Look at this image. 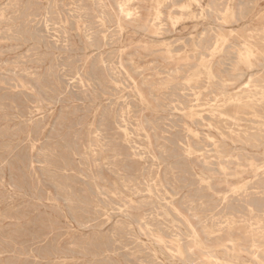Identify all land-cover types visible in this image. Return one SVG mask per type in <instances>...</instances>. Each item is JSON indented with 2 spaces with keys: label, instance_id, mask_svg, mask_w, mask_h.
<instances>
[{
  "label": "rangeland",
  "instance_id": "obj_1",
  "mask_svg": "<svg viewBox=\"0 0 264 264\" xmlns=\"http://www.w3.org/2000/svg\"><path fill=\"white\" fill-rule=\"evenodd\" d=\"M8 1V2H7ZM9 1H10V4H9ZM27 1V2H26ZM50 1L52 0H0V15L3 14V16L1 15L0 16V21L2 20H6V21H2V23L0 22V239H4L0 241V264H81L82 263V259H83V263L82 264H107L108 263V260L111 262V263H108V264H157V262L160 261H163V259L165 258L164 256L161 255L160 257V254H158V259L159 260H156L151 252V245H150V241L148 240V238L146 236H140L141 234L139 233L138 229H137V226H135V221L137 220V214L138 216L140 215H145V220L149 221L148 223L149 224H152V229L155 227L158 226V228H160V230H162V233L164 234V236L167 237V234L169 236V233H170V227H171V224H170V220H165L163 217H160L158 220H155L153 219V217L150 216V213H151V210L152 208H154L156 206V200L154 198L152 199H149V198H145L143 196H140V195H132L130 194L131 191L127 188H124V185H126L127 187H130L132 184H134V182L130 179H134L137 177V174H139L138 172L141 170V168L139 167H142V169L145 171L144 172V176L146 177L148 175V171H151L150 169H152V161H150L149 158H146L144 161H140L139 159H131L130 156H120L118 158H116L115 160H109L111 162V165L107 167V165H103L101 167H99L97 170H95L94 172V178L91 176V175H88V171H87V168H88V163L85 162V161H82L83 159L79 158L78 156L77 157H74L72 156V148L73 149H76L78 148V145H77V139L80 138L81 136H83V132L85 131L84 126L91 122L93 120V115L95 114V119L97 121V124L104 118V116L102 115H105V113H102V112H106V115L105 117H107V115L111 116V122H109L108 124V130H109V133H112L114 132V129L115 127L113 126L112 124V116H115L113 117L114 120L116 121H119V113L121 112L120 109H123L125 108V103H127V100H128V105L130 106L131 108V112H130V116L132 114V118L130 119V124L132 125V127H135L134 125L136 124V120H141L143 121V124L145 125V128L147 129L148 133L150 134L151 138L153 141L156 142V137L158 138V141L161 142V145L163 147V151L164 152H159V150L156 148V152H157V155L156 157L158 159H160V157H158L159 155H163L161 156V159L163 160H160V165H159V168H160V171L164 170L167 166V169L168 170H164V172H162V177H163V180L164 179H169V181H172V176H174V187H177L174 188L173 190L171 188H168L170 186H166L167 187V190L168 192L170 193L171 196L174 197V199L176 201H178V208L179 210L183 211L184 213H186L185 211V206L182 207L183 203L185 202L186 204L188 203L187 201H192L193 202V205H194V208L196 209L195 212L197 214H200L199 213V207H200V204L203 203L205 206H214V205H217L218 204V198L216 195V193L220 192L221 190L224 189V186L222 184H219L220 182H215V185L214 187H212V191L211 193H208L210 191H206L203 187L201 188L200 186H198V181H197V177H195L193 175V171L191 170V174H190V169H186V170H181V168L179 167L180 164L182 163H185V164H188V166H192V165H195L194 169L195 171H199L198 167L200 166H197L198 164H195V163H186L183 156H182V152L180 150V148L178 147V144H176L177 140L180 139V135H181V138L182 136L184 135V130L182 128V121H181V118L179 117V114L174 112L172 110V105H174L176 99L178 102L180 103H183L184 105H186L188 103V99H190V95H191V92L189 91V88L190 86L193 87V86H197L199 87L200 84H196L194 85V83H191V85H186V82L191 76H193V74L196 73L197 71V65H198V58H196L195 55H193L195 53V51L192 49L193 46L197 45V43H199L200 41H202L201 39H203V44H205L207 42L208 45L210 44H213L211 42H215L214 39L217 38V36L220 35L223 36L225 39H226V44H225V47L223 49V52L224 53H221L220 55H218L213 63H214V66H215V69L216 71H218L220 73L221 76H224V77H227L228 75V72H229V68H230V65L235 61H236V52L237 50H239L241 47H242V44L246 41L248 43H253L252 45H258L259 49L261 50H264V0H244V2L241 0H215V1H212V0H180L181 2H178L179 0H170L169 3H167L164 7V9L162 8L161 9V13H162V16H161V22H162V25L161 26V30H160V34L159 35H154L152 36V34H150L148 31H144L142 29V25L146 24L149 22V24L151 23L149 21V19H151V15H152V8H153V4L151 2V0H140V2H136L135 0H130V2H127L128 0H126V3H125V0H115L117 2H115L114 0H53V2H51L50 4ZM76 1V2H75ZM88 1V2H87ZM121 2L122 5H124L123 7L125 9H133L134 7H138V16L140 17V20L136 23H132L130 24L129 22H125L126 24H123V28L121 30V32H119L116 28V24H115V21H116V17H117V13H118V8L117 5L119 2ZM142 1L144 3H142ZM220 1V2H219ZM14 2V3H13ZM19 4H17V3ZM26 5H25V3ZM29 2V3H28ZM31 2V3H30ZM33 2V3H32ZM40 2V3H39ZM61 2V3H59ZM81 3L80 4H78ZM89 2H90V5H89ZM195 2V3H194ZM197 2V3H196ZM211 4H209V3ZM228 2V3H226ZM241 4H240V3ZM251 6H249L250 4ZM6 3V4H4ZM38 3V4H37ZM72 3V4H71ZM83 3H86V4H83ZM100 3V4H99ZM215 4L213 6V4ZM218 3V5H217ZM231 3V4H230ZM246 3L245 5H242ZM2 4V5H1ZM9 4V5H8ZM12 4V6H11ZM22 4V5H21ZM30 4V5H29ZM56 4V5H55ZM62 4V5H61ZM88 4V5H87ZM96 4V5H95ZM104 4V5H103ZM115 4V5H114ZM117 4V5H116ZM126 4L128 6H126ZM199 4H201L199 6ZM238 4V5H237ZM6 7H5V6ZM21 5V6H20ZM42 5V6H41ZM48 5V6H47ZM50 5V6H49ZM54 5V6H53ZM68 5V6H66ZM84 5V6H83ZM87 5V6H86ZM111 7H109V6ZM168 5V6H167ZM170 5V6H169ZM181 5V6H179ZM209 5V6H208ZM223 5V6H222ZM225 5L227 6V8L229 7V9L232 11L231 13L234 15L233 16V19H231L230 17H227V18H223L221 17L220 19V15L222 16L223 15V12L224 10H226V7ZM255 5V8L254 6ZM4 6V7H3ZM11 6V8H10ZM24 6V7H23ZM64 8H62V7ZM66 6V7H65ZM90 6V7H89ZM96 6V8H95ZM97 6H100V7H97ZM150 6V7H149ZM190 6V8H189ZM198 6V8L196 7ZM242 6V7H241ZM9 7V8H8ZM15 7V8H14ZM34 7V8H33ZM51 7V8H49ZM54 7V8H53ZM103 7V8H102ZM128 7V8H127ZM146 7V9H143V8ZM168 7V8H167ZM176 7V8H175ZM8 8V9H7ZM13 8V9H12ZM74 8V9H73ZM82 8V9H81ZM84 8V9H83ZM93 8V9H92ZM100 8V9H99ZM141 8V9H140ZM172 8V9H171ZM186 8V9H185ZM189 10H188V9ZM213 8V9H212ZM215 8V9H214ZM222 8V9H220ZM241 8V9H240ZM244 8V9H243ZM10 9V10H9ZM16 9V10H15ZM21 9V10H20ZM31 9V10H30ZM97 9V10H96ZM103 9H106L108 10L106 13L105 11L106 10H103ZM148 9V10H147ZM150 9V10H149ZM177 9V11H176ZM185 9V10H184ZM206 9V10H205ZM209 9V10H208ZM240 9V10H239ZM243 9V10H242ZM3 10V11H2ZM8 10V11H7ZM14 10V11H13ZM47 10V12H46ZM54 10V11H53ZM60 10H61V13H60ZM64 10V11H63ZM72 10V11H71ZM100 10H103L101 12H103L105 15H103V13L100 12ZM112 10V11H111ZM184 10V11H183ZM29 11V12H28ZM40 13H39V12ZM57 11V13H56ZM67 11V12H66ZM84 13H83V12ZM87 11V13H85ZM175 11V12H174ZM179 11V12H178ZM187 11V12H186ZM203 11V12H202ZM211 11V12H210ZM239 11V12H237ZM251 11V13H250ZM14 12V13H13ZM38 12V14L36 13ZM53 12V13H52ZM66 12V13H65ZM74 12V13H73ZM78 12V13H77ZM82 12V13H80ZM89 12V13H88ZM92 12V13H91ZM165 12V13H164ZM184 12V13H183ZM205 12V13H204ZM214 12V14H213ZM238 13V14H235V13ZM245 12V13H244ZM19 13V14H18ZM22 13V15H21ZM26 13V14H24ZM31 13V14H30ZM52 15H51V14ZM72 13V14H70ZM100 13V14H99ZM109 13V14H107ZM197 13H200L199 15ZM211 13L213 15H211ZM218 15H217V14ZM220 13V14H219ZM240 13V14H239ZM244 13V14H243ZM14 14V15H13ZM38 15L37 17L35 16ZM41 14V15H40ZM44 14V15H43ZM50 14V15H49ZM60 15V18H59V15ZM79 14V16H78ZM90 14H95V16L93 15H90ZM182 14V15H181ZM216 14V15H215ZM10 15L12 16V19L10 17ZM15 15L17 17V19H15ZM26 15V16H25ZM31 15V16H30ZM82 15V16H80ZM88 17H87V16ZM112 15V17H111ZM165 15V17H164ZM190 17H189V16ZM195 15V16H194ZM206 15V16H204ZM211 15V16H209ZM19 16H23V17H19ZM55 16V17H53ZM58 18H57V17ZM63 16V17H62ZM98 16V17H96ZM116 16V17H115ZM172 17L173 19H175L173 22H171L169 20V17ZM193 16V17H191ZM197 16V17H196ZM202 16V17H201ZM209 16V18H208ZM218 16V17H217ZM239 18H238V17ZM244 16V17H243ZM27 17V18H26ZM29 17V18H28ZM49 17V18H48ZM53 17V18H52ZM69 17V18H67ZM76 17V18H75ZM92 17V18H91ZM102 17V18H101ZM163 17V18H162ZM175 17V18H174ZM46 22H44V20ZM48 18V19H47ZM71 18V19H70ZM86 18V19H85ZM90 18V19H89ZM143 18V19H142ZM145 18V19H144ZM168 18V19H166ZM190 18V19H188ZM200 18V19H199ZM216 18V19H214ZM243 20H242V19ZM27 19H32L31 21L30 20H27ZM41 19L43 21H41ZM57 19V20H55ZM79 19V20H78ZM80 19L82 21H80ZM85 19V20H84ZM96 19V20H95ZM98 19V20H97ZM103 19V25L100 23L99 20ZM111 21H110V20ZM164 19V21H162ZM179 19V20H177ZM195 19V20H194ZM199 19V20H198ZM214 19V20H213ZM219 19V20H218ZM9 20V21H8ZM13 20H16L15 23L14 22H11ZM21 20L23 22H21ZM34 20V21H33ZM51 20V21H50ZM61 20V21H60ZM64 20V21H63ZM66 20V21H65ZM70 20V21H69ZM85 22H84V21ZM115 20V21H114ZM203 22H202V21ZM213 20V22H212ZM222 21V23L220 24L219 21ZM226 20H228L226 22ZM237 20V21H236ZM239 20V21H238ZM27 21V22H26ZM40 21V22H39ZM56 21H59L58 23ZM78 21V22H76ZM90 21V22H89ZM94 21V22H93ZM109 21V22H108ZM146 21V22H145ZM148 21V22H147ZM201 21V22H200ZM215 21V22H214ZM231 21V22H230ZM5 22V23H3ZM29 24L26 25L23 28L24 24ZM51 22V23H50ZM53 22V23H52ZM97 22V23H96ZM112 22L114 24H112ZM170 22H171V26H170ZM235 22V24H234ZM237 22V23H236ZM8 23V25H6ZM43 23V24H42ZM49 23V24H48ZM63 25H61V24ZM65 23V25H64ZM72 23V24H71ZM79 25L78 27H75L77 26L76 25ZM82 23V24H81ZM86 23V24H85ZM92 23V24H91ZM107 23V24H106ZM166 23V24H165ZM176 23V24H175ZM214 23V24H212ZM217 23V24H215ZM231 23V24H230ZM13 26H12V25ZM23 26H22V25ZM31 24V25H30ZM34 24V25H33ZM36 24V25H35ZM41 25L42 28H40L39 26ZM48 24V25H46ZM61 26H60V25ZM75 24V25H74ZM90 24V25H89ZM110 24V25H109ZM141 24V25H140ZM149 24H147V26H149ZM227 24V25H226ZM16 25V26H15ZM33 25V26H32ZM50 25V26H49ZM52 25V26H51ZM67 25V26H66ZM71 25V26H70ZM73 25V26H72ZM84 25V26H83ZM88 25V27L86 26ZM92 25L94 26V28L92 27ZM98 28H97V26ZM102 25V26H100ZM9 26V27H8ZM12 26V27H11ZM16 28H15V27ZM19 26V27H18ZM22 26V27H21ZM35 26V27H34ZM54 26V27H53ZM55 26H59V27H55ZM104 28H101L103 27ZM110 26V27H109ZM168 26V27H167ZM174 26V27H173ZM14 27V28H13ZM71 27V28H70ZM72 27H74V29H72ZM82 27V28H81ZM87 27V28H86ZM96 27V28H95ZM115 27V28H114ZM198 27V28H197ZM208 27V28H207ZM211 27V28H210ZM215 27V28H214ZM244 27V28H243ZM3 28V29H2ZM9 28V29H8ZM18 28V29H17ZM27 28V29H26ZM36 28V29H35ZM47 28L49 30H47ZM52 28V29H51ZM65 28V29H64ZM102 30H100V29ZM107 28V29H106ZM136 28V29H135ZM163 28V29H162ZM168 28V29H167ZM206 28V29H205ZM210 28V29H209ZM221 28V29H220ZM7 29V31L5 30ZM17 29V30H16ZM35 29V30H34ZM56 29V30H55ZM72 29V30H71ZM87 29V30H86ZM97 29V32L95 31ZM112 29V31H110ZM141 31H139V30ZM192 29V30H191ZM204 29V31H202ZM207 29H209V32L206 31ZM213 29H217L218 31H215ZM249 29V30H248ZM257 29V30H255ZM2 30V31H1ZM5 30V31H4ZM12 30V31H11ZM14 30V31H13ZM34 30V31H33ZM43 30V31H42ZM47 30V31H46ZM65 30L67 32H65ZM78 30V31H77ZM100 30V31H99ZM106 30V31H105ZM116 30V31H115ZM163 30V31H162ZM168 30V31H166ZM245 30V31H243ZM9 31V32H8ZM18 31V33H16ZM28 31H29V34H28ZM38 31V32H37ZM41 31V32H40ZM46 31V32H45ZM72 31V32H71ZM75 31V32H74ZM81 31H84V36L82 37V32ZM95 31V32H94ZM108 31V32H107ZM118 31V32H117ZM144 31V32H143ZM171 31V32H170ZM174 31V33H173ZM202 31V32H201ZM212 31V32H211ZM257 31V32H256ZM5 32V33H4ZM15 32V33H14ZM31 32V33H30ZM60 32V33H59ZM74 32V34H73ZM91 32V33H90ZM109 32H113V33H109ZM116 32V33H115ZM148 34H147V33ZM202 34H201V33ZM207 32V33H205ZM211 32V33H210ZM218 32V33H216ZM230 32V33H229ZM247 32V33H246ZM262 32V33H261ZM21 33V34H20ZM33 33V34H32ZM47 33V35H46ZM70 33V35H69ZM97 33V34H96ZM100 33V34H99ZM109 33V34H108ZM115 33V34H114ZM120 33V34H119ZM163 33V34H162ZM205 35V37H202ZM233 35L234 38H231V36H229V34ZM252 35H251V34ZM259 33V34H258ZM261 33V35H260ZM19 34V35H18ZM25 34V35H23ZM36 34V35H35ZM38 34H42V35H38ZM52 34V35H51ZM103 34V35H101ZM167 34V35H166ZM200 36H199V35ZM210 34V35H209ZM219 34V35H218ZM255 34V35H254ZM4 35V37H3ZM8 35V36H7ZM10 35V36H9ZM32 35V36H31ZM44 35V36H43ZM50 35V36H49ZM63 35V36H62ZM77 35V37H76ZM93 35V36H92ZM96 35L97 39L94 37ZM98 35V36H97ZM108 35V36H107ZM113 35V36H112ZM118 35V36H117ZM151 35V36H150ZM161 35V37H160ZM166 35V36H165ZM217 35V36H216ZM237 35V36H236ZM7 36V37H5ZM14 36V37H13ZM20 38L19 41L17 40L18 37ZM21 36V37H20ZM47 38H46V37ZM59 36V37H58ZM61 36V37H60ZM66 36V37H65ZM69 36V37H68ZM101 36V37H100ZM106 36V37H105ZM120 36V38H119ZM188 36V37H187ZM214 36V38H213ZM216 36V38H215ZM232 36V37H233ZM248 39H246V37ZM249 36V37H248ZM255 36V38H254ZM261 36V37H259ZM9 37V38H8ZM13 37V38H11ZM32 37V38H31ZM42 37L44 39L43 43L42 42ZM59 39H58V38ZM65 37V38H64ZM89 37V39H88ZM113 37V38H112ZM117 38L115 40V38ZM260 41L259 40V38ZM5 38V39H4ZM8 38V39H7ZM22 38V39H21ZM29 38V39H28ZM34 38V39H33ZM38 38V40H37ZM48 40L46 41L45 40ZM49 38V39H48ZM54 38V39H53ZM63 38V39H61ZM79 38V40H77ZM84 38H87V39H84ZM105 38V40L103 39ZM112 38V39H111ZM143 38V39H142ZM179 38V39H178ZM183 38V39H182ZM187 44L185 43L187 40ZM201 38V39H200ZM209 38V39H208ZM211 38V39H210ZM236 38V39H235ZM240 40H239V39ZM257 38V39H256ZM9 39H13L9 41ZM25 39V40H24ZM56 39V40H55ZM92 39V40H91ZM99 39V40H98ZM109 41H108V40ZM173 39V40H172ZM176 39V40H175ZM199 39V40H198ZM208 39V40H206ZM252 39V40H251ZM21 40V41H20ZM30 42H29V41ZM33 40V41H32ZM55 40V41H54ZM58 40V41H57ZM87 40V42L85 41ZM95 40V41H94ZM98 40V41H97ZM104 40V41H103ZM114 40V41H113ZM150 40V41H149ZM198 40V42H197ZM242 40V41H241ZM244 40V41H243ZM25 41V42H23ZM36 41V42H35ZM53 41V42H52ZM63 43H62V42ZM65 41V42H64ZM85 41V42H84ZM92 41V43H90ZM103 41V42H102ZM116 41V42H115ZM152 41V42H151ZM157 41V42H156ZM171 41V42H170ZM183 42V44L181 45V43ZM185 41V42H184ZM234 41H238V42H234ZM251 41V42H250ZM254 41V42H253ZM5 42H7L5 44ZM38 42V43H37ZM70 43L71 45H68V43ZM82 42V43H81ZM109 42V43H108ZM164 42V44H162ZM168 42V43H167ZM174 42V43H173ZM194 42V43H193ZM257 42V43H256ZM11 43V44H10ZM20 43V44H19ZM51 43V44H50ZM53 43V44H52ZM59 43V44H58ZM62 43V44H61ZM76 44V46L74 44ZM88 43V44H87ZM96 43V44H94ZM108 43V44H106ZM173 43V44H172ZM256 43V44H254ZM25 44V46H23ZM38 44V45H37ZM49 44V45H47ZM58 44V45H57ZM91 44V45H90ZM102 44V45H101ZM105 44V45H104ZM176 44V45H175ZM178 44V45H177ZM231 44V45H230ZM240 44V45H239ZM263 44V46H262ZM36 47L37 50H34L36 48L33 47ZM62 45V47H60ZM66 45V46H64ZM74 45V47H73ZM84 45V46H83ZM89 45V47H88ZM137 45V46H136ZM143 45V46H142ZM164 45V46H163ZM175 45V47H174ZM193 45V46H192ZM233 45V46H232ZM15 46V47H14ZM23 46V47H21ZM40 46V47H39ZM50 46V47H49ZM55 46V47H54ZM59 46V47H58ZM64 46V47H63ZM69 46V47H68ZM84 47V48H81V47ZM110 46V47H109ZM139 46V47H138ZM10 47V48H9ZM14 47V48H13ZM20 47V48H19ZM34 48L32 50V48ZM53 47V48H52ZM71 47V48H70ZM77 47V48H76ZM81 50H80V48ZM98 47H101V48H98ZM106 47V48H105ZM160 47V49H159ZM169 47V48H168ZM181 47V48H180ZM183 47V48H182ZM257 47V46H256ZM2 48V49H1ZM13 48V49H12ZM18 48V49H17ZM46 48V49H44ZM57 50H56V49ZM67 48V50L65 49ZM91 48V49H90ZM98 48V49H97ZM163 48V49H162ZM166 48V50H165ZM226 48V50H225ZM229 48V49H228ZM232 48V49H231ZM5 49V50H4ZM7 49V50H6ZM12 49V50H11ZM16 49V51H15ZM41 49V50H39ZM59 49V50H58ZM61 49V50H60ZM64 49V51H63ZM69 49V50H68ZM73 49V50H72ZM100 49V50H99ZM114 49V50H113ZM152 49V51H151ZM154 49V50H153ZM159 49V51L157 50ZM173 49V50H171ZM184 49V50H183ZM188 49V50H187ZM11 50V51H9ZM25 50V51H24ZM30 50V51H28ZM39 50V51H38ZM44 50V51H43ZM73 52H72V51ZM99 50V51H98ZM135 50V51H133ZM225 50V51H224ZM236 50V51H235ZM3 51V52H2ZM5 51V52H4ZM8 51V52H7ZM15 51V52H14ZM32 51V52H31ZM51 51V52H50ZM72 53H71V52ZM83 51V52H82ZM112 51H115V52H112ZM152 53H151V52ZM185 51V52H184ZM190 51V52H189ZM227 51V52H226ZM31 52V53H30ZM38 54H37V53ZM47 52V54H45ZM96 52V53H95ZM117 52V53H116ZM170 52V53H169ZM229 52V53H228ZM43 53V54H42ZM52 55H51V54ZM66 53V54H65ZM95 53V54H94ZM104 53V54H103ZM116 53V54H114ZM147 53V54H146ZM175 53V54H174ZM182 53V55H181ZM185 53V54H183ZM226 53V54H225ZM3 54V55H2ZM19 54V55H18ZM31 55V56H28V55ZM33 54V55H32ZM70 54V56L68 55ZM100 54V55H99ZM108 54V55H107ZM120 54V55H119ZM135 54V55H134ZM149 54V55H148ZM179 54V55H178ZM187 54V56H185ZM229 54V55H227ZM40 55V57H39ZM44 55V56H43ZM50 55V56H49ZM57 55V56H56ZM61 55V56H60ZM66 55V56H65ZM77 55V56H76ZM91 55V56H90ZM97 55V56H96ZM109 55H112L109 56ZM116 55V56H114ZM119 55V56H118ZM122 55V56H121ZM126 55V57L124 56ZM169 55H172L171 57H169ZM227 55V56H226ZM231 55V56H230ZM8 56V57H7ZM21 56V58H20ZM24 56V58H23ZM48 56V58H47ZM95 56V58H94ZM101 58H99V57ZM103 56H104V59H103ZM108 56V57H107ZM139 56V57H138ZM159 56V57H158ZM167 56V57H166ZM192 56V57H191ZM230 56V58L228 57ZM43 57L45 58L43 60ZM60 57V58H59ZM65 57V58H64ZM70 57V58H68ZM76 57V58H74ZM80 59H79V58ZM93 59V60H90L89 59ZM107 57V58H106ZM114 57V58H113ZM134 57V58H133ZM158 57V58H157ZM186 57V58H185ZM228 57V58H227ZM234 57V59H232ZM34 58V59H33ZM35 58H38V59H35ZM41 58V59H40ZM51 58V59H50ZM68 58V60H67ZM74 58V60H73ZM87 58V59H86ZM97 58H99L97 60ZM112 58V59H111ZM118 58H119V61L121 60V63L123 64L122 65V68H123V71H122V68L120 67L119 68V61H118ZM122 58V59H121ZM127 58V59H126ZM133 58V59H131ZM143 58V59H142ZM157 60H156V59ZM164 61H163V59ZM167 58V59H166ZM224 58V59H223ZM226 58V59H225ZM16 59V60H15ZM26 59V60H25ZM54 59V60H53ZM65 59V60H64ZM72 59V60H71ZM77 59V61H76ZM95 59V60H94ZM102 59V60H101ZM111 61H110V60ZM135 59V60H134ZM141 61H140V60ZM220 59V60H219ZM228 59V60H227ZM11 60H13L11 62ZM18 60V62H17ZM24 60L26 61L25 64L23 63ZM27 60H30V61H27ZM31 60H34V61H31ZM51 60L53 61L51 63ZM57 60V61H56ZM62 60V61H61ZM82 60V61H81ZM106 60V61H105ZM108 60V61H107ZM117 62H116V61ZM129 60V61H128ZM21 61V62H19ZM35 61H37V63H34ZM50 61V62H48ZM66 63H65V62ZM71 61L73 63H71ZM81 61V62H79ZM91 61V62H90ZM96 61H99V62H96ZM101 61H102V64H101ZM134 61V62H133ZM138 61V62H137ZM152 61V62H151ZM170 61V62H168ZM173 61V62H172ZM175 61V62H174ZM219 63H217V62ZM222 61V62H221ZM8 62V63H6ZM17 62V63H16ZM30 62V63H29ZM41 62V63H40ZM44 62V63H43ZM55 62V64H53ZM61 62V63H60ZM70 62V63H69ZM112 62V63H111ZM115 62V63H114ZM124 62V63H123ZM132 62V63H131ZM136 62V63H135ZM140 62V63H139ZM171 62L173 64H171ZM231 62V63H230ZM4 63V64H3ZM6 63V64H5ZM13 63V64H12ZM16 63V64H15ZM58 63V64H56ZM64 63V64H63ZM81 63V64H79ZM84 63V64H83ZM97 63V64H96ZM126 63V64H125ZM128 63H129V66H128ZM155 65H153V64ZM169 63V64H168ZM193 66H189L190 64ZM195 63V64H194ZM227 63V65H226ZM23 64V65H22ZM42 64V65H41ZM89 64H91L89 66ZM94 64L95 67L93 66ZM100 64V65H99ZM109 64V66H108ZM132 66H131V65ZM135 64V65H134ZM148 64V65H147ZM149 64H150V67H149ZM162 64V65H161ZM183 66H181V65ZM185 64V65H184ZM11 67H10V66ZM57 65V68H54V66ZM59 65V67H58ZM61 65V66H60ZM80 65V66H79ZM99 65V66H98ZM102 65V66H101ZM107 67H105V66ZM137 65V67H136ZM152 65V66H151ZM196 65V66H195ZM221 65V66H220ZM37 66V67H35ZM51 66V67H50ZM66 66V67H65ZM68 66V67H67ZM73 66V67H72ZM85 66V67H83ZM92 66V67H91ZM155 66V67H154ZM161 66V68H160ZM187 66V68H186ZM19 67V68H18ZM24 67V68H22ZM32 67V68H30ZM39 67V68H38ZM48 67V68H47ZM50 67V68H49ZM64 67V68H63ZM81 68L82 70V73L83 75L85 76V84H83L82 86L83 87H80L81 85L76 83L73 79V75H74V70H76L75 68ZM94 67V69H93ZM101 67H102V70H101ZM144 67V68H143ZM157 67V68H156ZM180 67V68H179ZM182 67V68H181ZM190 67V69H189ZM223 67H225L223 69ZM14 68V69H13ZM70 68V69H69ZM84 68V69H83ZM104 68V70H103ZM132 68V69H130ZM138 68V69H137ZM150 68V69H148ZM155 68V69H154ZM170 68V69H169ZM172 68V69H171ZM175 68V69H174ZM226 68L228 70H226ZM49 71H48V70ZM57 71H56V70ZM69 69V70H68ZM92 69V70H91ZM111 69V70H110ZM113 69V70H112ZM118 69V71L116 70ZM120 69V70H119ZM137 69V70H135ZM143 69H144V73H143ZM158 69V70H157ZM161 69V71L159 70ZM163 69V70H162ZM189 71H194V72H188ZM14 70V71H12ZM31 70V71H30ZM38 70V71H37ZM44 70V72H43ZM60 70V71H59ZM62 70V71H61ZM73 70V71H71ZM89 72H87V71ZM116 70V72H115ZM132 70V71H130ZM135 70V71H134ZM157 70V71H156ZM165 70V71H164ZM173 70V71H172ZM176 70L178 72H176ZM11 71V72H10ZM16 71V72H15ZM26 73H25V72ZM29 71V73H28ZM46 71V72H45ZM48 71V72H47ZM53 71V72H52ZM59 71V72H58ZM67 71V72H66ZM92 71V72H91ZM96 73H95V72ZM111 72V73H108V72ZM141 71V72H140ZM187 71V72H185ZM3 72V73H2ZM9 72V74H8ZM14 72V73H13ZM21 72V73H20ZM36 72V73H35ZM50 72V73H49ZM61 72V73H60ZM70 72V73H69ZM87 72V73H86ZM91 72V73H90ZM102 72V74H101ZM125 72V73H124ZM138 72V73H137ZM166 72V73H165ZM173 72V73H171ZM225 72V73H224ZM227 72V73H226ZM12 73V74H11ZM24 73V74H23ZM28 73V74H27ZM35 75H34V74ZM47 73V75H46ZM55 73V74H54ZM63 73V74H62ZM65 73V74H64ZM90 73V74H89ZM93 73V74H92ZM96 75H95V74ZM119 73V74H118ZM127 73V75H126ZM136 73L137 74V77H136ZM141 73V74H140ZM165 73V74H164ZM174 73H178L177 75L174 74ZM193 73V74H192ZM26 74V75H25ZM54 74V75H53ZM112 74V75H111ZM116 74V75H115ZM125 74V75H124ZM140 74V75H139ZM173 74V75H172ZM182 74V75H181ZM187 74V75H185ZM33 77H32V76ZM37 75V76H36ZM62 75V76H61ZM70 75V76H68ZM89 75V76H88ZM94 77H92V76ZM101 75V76H100ZM120 75V76H119ZM135 75V76H134ZM189 75V76H188ZM13 76V77H12ZM20 76V77H19ZM23 76V78H22ZM28 76V78H27ZM31 76V77H29ZM45 76V77H44ZM47 76V78H46ZM52 76V77H51ZM55 76V78H54ZM60 76V77H59ZM72 76V77H71ZM96 76V77H95ZM107 76H108V79H107ZM112 76V77H111ZM115 76V77H113ZM117 76V77H116ZM128 76V77H127ZM142 78H141V77ZM173 76V77H172ZM185 76V77H184ZM2 77V78H1ZM5 77V79L3 78ZM26 77V78H25ZM50 77V78H48ZM89 77V78H88ZM93 78V79H90ZM111 77V78H110ZM124 77V78H123ZM140 77V78H139ZM147 77V79H146ZM150 77V78H149ZM159 77V78H157ZM175 77V78H174ZM245 77V76H244ZM249 76L245 78H242L239 80V83H238V86L239 84L243 83L244 81H246L248 79ZM34 78V79H33ZM36 78V80H35ZM45 78V79H44ZM58 78V79H56ZM61 78V79H60ZM115 78V79H114ZM118 78V79H117ZM126 78V79H125ZM130 78V80H129ZM145 78V79H143ZM162 80H161V79ZM8 79V80H7ZM14 79H17L14 80ZM47 79V80H46ZM49 79V81H48ZM60 79V80H59ZM69 79V80H68ZM89 79V80H88ZM98 79V80H97ZM120 79V80H119ZM121 79L123 81H121ZM141 79V80H140ZM165 79V80H164ZM166 79H170L168 81H166ZM5 80V81H4ZM11 80V81H10ZM43 80V82L41 81ZM58 80V81H57ZM65 82H64V81ZM93 82H92V81ZM96 80V81H95ZM116 80V81H115ZM131 80H134L136 82V84L138 85V87L142 90L143 94L147 97V101L148 103L146 105H141L140 102L138 101L137 97L134 95L133 93V85ZM172 80V81H171ZM175 80V81H174ZM8 81V82H7ZM19 81V82H18ZM144 81V82H143ZM164 81H166L164 83ZM184 81V82H183ZM13 82V83H11ZM34 82V83H33ZM39 83V86L37 83ZM53 82V83H52ZM67 82V83H66ZM87 82V83H86ZM111 82V84H110ZM123 82V83H122ZM131 84H130V83ZM152 82V83H150ZM156 82V83H154ZM159 84H158V83ZM170 82V84H169ZM179 82V83H177ZM181 82V83H180ZM9 83V84H7ZM15 83V85H14ZM18 83H20L18 85ZM49 83H52V84H49ZM59 83V85H58ZM64 83V84H63ZM69 83V85H67ZM73 83V84H72ZM99 83V84H98ZM126 83L128 85H126ZM141 83H144V84H141ZM173 83L175 85H173ZM17 84V85H16ZM26 84V85H25ZM36 86L35 88L33 87V85ZM36 84V85H35ZM47 84V85H46ZM78 84V86L76 85ZM89 85V87L86 86ZM91 84V85H90ZM94 84V85H93ZM120 84L122 85V87L120 86ZM141 84V85H140ZM148 84V85H147ZM151 84V86H150ZM156 84V85H155ZM163 84V85H162ZM179 84V85H178ZM182 84V85H181ZM184 84V85H183ZM21 85L24 86L21 88ZM56 85V87H54ZM63 85V86H62ZM80 85V86H79ZM101 85V86H100ZM113 87H112V86ZM115 85V86H114ZM158 85V86H157ZM164 85H166L164 87ZM169 85V86H168ZM13 86V87H12ZM20 86V87H19ZM30 86V87H29ZM50 86V88H49ZM73 86V87H71ZM86 86V87H85ZM108 86V87H107ZM129 86V87H127ZM145 88H144V87ZM150 86V87H149ZM175 86V87H174ZM185 86V87H184ZM186 86H187V89H186ZM4 87V88H3ZM44 87L47 89H44ZM58 87V89H56ZM65 87V88H64ZM69 87V88H68ZM76 87V88H75ZM94 87V88H93ZM101 87V88H100ZM104 87V89H102ZM112 87V88H111ZM118 89H117V88ZM121 89H120V88ZM173 87L175 89H173ZM177 87V89H176ZM179 87V88H178ZM181 87V88H180ZM6 88V89H5ZM9 88V89H8ZM11 88V89H10ZM52 88V90H56L52 92V90H50ZM83 88V89H81ZM106 88V89H105ZM114 88H116L114 90ZM152 88V89H151ZM154 88V89H153ZM158 90H157V89ZM162 88V89H160ZM172 88V89H170ZM42 89V90H41ZM68 89V90H67ZM77 89V90H75ZM86 91H85V90ZM97 91H96V90ZM103 91H102V90ZM110 91H109V90ZM150 89V90H149ZM166 89V90H165ZM180 89V90H179ZM184 89V90H183ZM186 89V90H185ZM19 90V91H18ZM27 90V91H25ZM41 90V91H40ZM46 90V91H45ZM60 90V91H58ZM66 90V92H65ZM69 90L71 92H69ZM82 92H81V91ZM95 90V91H94ZM113 90V91H112ZM120 90V92H119ZM146 90H148L149 92H147ZM153 90V93H151ZM197 90V89H196ZM9 91H11L12 94L9 93ZM38 91V92H37ZM45 93H43V92ZM48 91V92H47ZM77 91V92H76ZM84 91V92H83ZM94 91V92H93ZM154 91H157V92H154ZM160 91V92H159ZM173 92L172 94L170 93ZM237 91L236 90H231V92L235 93ZM7 94H6V93ZM27 94H26V93ZM57 92V93H56ZM68 92V93H67ZM81 94H79V93ZM88 92V93H87ZM97 92V93H96ZM105 92V93H103ZM132 92V93H131ZM179 92V93H178ZM190 92V93H189ZM230 92V93H231ZM1 93H3L1 95ZM14 93V95H13ZM18 95H17V94ZM32 93V95H31ZM40 93V95H38ZM90 93V95H89ZM94 93V94H93ZM101 93V94H100ZM155 93V94H154ZM157 93V95H156ZM185 93V94H184ZM232 93V94H233ZM22 94V96H21ZM26 94V95H24ZM30 95V98L29 96L27 97V95ZM56 97L54 98L53 96ZM59 94V95H58ZM63 94V96H62ZM72 94H75V95H72ZM79 94V96H78ZM96 94H97V97H96ZM100 94V95H99ZM111 94V96H110ZM114 94V95H113ZM117 94V95H116ZM129 94V95H127ZM151 94V95H150ZM160 94V95H159ZM171 94V95H169ZM184 96H183V95ZM187 94V95H186ZM189 94V96H188ZM7 95V96H6ZM46 97H45V96ZM67 95V96H66ZM71 95V96H70ZM81 95V96H80ZM85 95V96H84ZM162 95V96H161ZM182 95V96H181ZM4 96V97H3ZM13 96V98L11 97ZM19 96V97H18ZM27 98H26V97ZM42 96V98H41ZM44 96V97H43ZM49 96V97H48ZM76 96V97H75ZM99 96V97H98ZM104 96V97H102ZM132 96V97H131ZM135 96V97H134ZM152 96V97H150ZM165 96L168 98H165ZM171 96V97H170ZM174 96V97H173ZM186 96V97H185ZM2 97V98H1ZM49 99H48V98ZM51 97V98H50ZM65 97V98H64ZM67 97V98H66ZM73 97V98H72ZM96 97V98H95ZM164 97V98H163ZM5 98V99H3ZM12 98V99H11ZM18 98V99H17ZM21 98V99H19ZM54 98V99H53ZM59 100H58V99ZM79 98V99H78ZM88 98V99H86ZM158 98V99H156ZM182 98V99H181ZM10 99V100H9ZM14 99V100H13ZM16 99V100H15ZM62 101H61V100ZM65 99V100H64ZM68 99V100H67ZM78 99V100H76ZM113 99V101H112ZM123 99V100H122ZM126 99V101H125ZM137 100V103H135ZM167 101H166V100ZM181 99V100H180ZM187 99V100H186ZM9 100V101H8ZM19 100V103L16 102ZM37 100V101H35ZM48 100V101H47ZM63 100H64V103H63ZM71 100V101H70ZM111 100V102H110ZM133 100V101H132ZM154 100H160L162 101L163 103H160V101H157L156 104H155V101ZM169 100V101H168ZM180 100V101H179ZM12 101V102H11ZM14 101V102H13ZM44 101V102H43ZM50 101V102H49ZM55 101V103H54ZM76 101V102H75ZM78 101V102H77ZM85 101V102H84ZM108 101V102H107ZM125 103H124V102ZM182 101V102H181ZM186 101V102H185ZM5 102V103H4ZM10 102V103H9ZM16 102V103H15ZM104 102V103H103ZM107 102V103H106ZM133 102V103H131ZM159 102V103H158ZM172 104H170V103ZM4 103V105H3ZM7 103V104H6ZM9 103V104H8ZM22 103V104H21ZM28 104V106L30 107H26ZM45 103V104H44ZM57 103V104H56ZM90 103V104H89ZM95 103V104H94ZM105 105H103V104ZM110 105H109V104ZM113 103V104H112ZM117 103H120L117 105ZM6 104V105H5ZM26 106H25V105ZM38 105L41 106V109H42V112L36 114L35 113V117L33 119H31L32 122H35L37 124V126H34L36 129L35 130V133L36 136H34L33 138V141L30 142V140H28L26 138V134H25V130L26 128H23L22 126V123L24 126L27 125L26 121L29 119V115H28V111H33V106L34 105ZM49 104V105H48ZM62 104V105H61ZM68 104V105H67ZM99 104V106H98ZM122 104V105H121ZM158 104V105H157ZM166 104V105H165ZM9 105V106H8ZM31 105V106H30ZM47 105V106H46ZM72 105V106H70ZM75 105V106H74ZM85 105V106H84ZM88 105V106H87ZM102 105V106H101ZM107 105V106H106ZM124 105V106H123ZM133 107H132V106ZM139 105V106H138ZM169 105V106H168ZM21 106V108H19ZM78 106V107H76ZM110 106H112L111 108H109ZM115 106V108H114ZM119 106V107H118ZM138 106V107H137ZM162 108V110H160L159 108ZM171 106V107H170ZM4 107V108H3ZM6 107V108H5ZM8 107V108H7ZM12 107H15V108H12ZM49 107V108H48ZM67 109H66V108ZM70 107V108H69ZM87 109H86V108ZM102 107H104V109H102ZM136 107V108H134ZM62 110H61V109ZM77 108V109H76ZM80 110H79V109ZM88 108H91V109H88ZM99 108V109H98ZM109 110H106L108 109ZM119 108V109H118ZM140 108V109H139ZM143 108V109H142ZM167 108V109H166ZM4 109V110H3ZM7 109V110H6ZM10 109V110H9ZM12 109V110H11ZM18 109V110H17ZM27 109V113H26V110ZM43 109L45 110V112L43 111ZM96 109V110H95ZM115 109V110H114ZM118 109V110H117ZM135 109V110H134ZM142 109V110H141ZM151 109V110H150ZM153 109V110H152ZM171 109V110H170ZM259 110H261V107L258 108ZM24 112H23V111ZM58 110V111H57ZM60 110V111H59ZM80 112L83 111L82 113ZM87 110V111H86ZM140 110V111H139ZM164 110V112H163ZM258 110V111H259ZM3 111V112H2ZM13 111V112H12ZM16 111V112H14ZM62 111V112H61ZM65 111V112H64ZM70 113H69V112ZM91 111V112H90ZM94 111V113H93ZM102 111V112H101ZM108 111V112H107ZM142 111V112H141ZM20 114H18V113ZM44 112V113H43ZM72 112V113H71ZM111 112V113H110ZM139 112V113H138ZM163 112V113H161ZM260 112V111H259ZM2 113V114H1ZM52 113V114H51ZM61 114L62 117L59 116V114ZM79 113V115H78ZM97 113V114H96ZM108 113V114H107ZM114 113V114H113ZM137 113V114H136ZM173 113V114H172ZM49 114V115H48ZM57 114V115H56ZM63 114V115H62ZM70 117V115L72 117ZM77 114V115H76ZM90 114V115H89ZM93 114V115H92ZM112 114V115H111ZM118 114V115H117ZM144 114V115H143ZM49 117H48V116ZM136 115V116H135ZM162 115V116H160ZM4 116V117H3ZM15 116V117H14ZM48 117V119H45L44 121L45 122H40V119L41 117ZM84 116V117H83ZM134 116V117H133ZM138 116V117H137ZM165 116V117H164ZM57 119V122L56 120L54 119ZM82 117V118H81ZM140 117V118H139ZM145 117V118H144ZM147 117V118H146ZM149 117V119H148ZM151 117V118H150ZM163 117V118H162ZM167 117V118H166ZM173 120H171L172 118ZM4 118H8L7 119H4ZM15 119V120H12V119ZM66 120H64V119ZM86 120H85V119ZM92 118V119H91ZM99 118V119H97ZM117 118V119H116ZM154 118H158V122H157V119H154ZM178 119V120H175V119ZM27 119V120H26ZM50 119V120H49ZM149 120V122L146 121ZM161 119V120H160ZM163 119V120H162ZM7 122H6V121ZM21 120V121H20ZM23 120V121H22ZM34 120V121H33ZM59 120V121H58ZM63 120V121H62ZM76 120V122H75ZM78 120V121H77ZM145 120V121H144ZM156 120V121H155ZM3 121V123L1 122ZM37 121V122H36ZM47 121V122H46ZM61 121V122H60ZM71 121V122H70ZM81 121V122H80ZM155 121V122H154ZM163 124H161V122ZM172 121V122H171ZM179 121V122H177ZM6 126H5V124ZM10 122V123H9ZM51 122V123H50ZM55 122V123H54ZM69 122V124H68ZM79 122V124H78ZM177 122V124H176ZM181 122V123H180ZM214 122V121H213ZM217 122V121H215ZM214 122V123H215ZM9 123V124H7ZM17 123V124H15ZM20 123V124H18ZM40 123V124H39ZM42 123V125H41ZM72 123V124H71ZM82 123V124H81ZM156 125H155V124ZM245 124H247L246 122H244ZM242 123V124H244ZM35 124V125H36ZM41 126H39V125ZM47 124V125H46ZM64 124V125H63ZM172 124V125H171ZM175 124V125H174ZM219 124V125H217ZM20 125V126H19ZM54 125H56L54 127ZM76 125V127H75ZM78 125V126H77ZM83 125V127H82ZM151 125V126H149ZM161 125V126H160ZM169 125V126H168ZM171 125V126H170ZM178 125L181 127H178ZM216 125L220 128V129H223L224 128V125H222L221 123H216ZM248 125V124H247ZM245 125V126H247ZM16 126V127H15ZM58 126L60 128H58ZM63 126V127H62ZM159 129H158V127ZM163 126V127H162ZM174 126V127H173ZM21 127V128H20ZM38 127V128H37ZM40 127V128H39ZM46 127V128H45ZM58 129H57V128ZM111 127V128H110ZM114 127V128H113ZM151 127V128H150ZM155 127V128H153ZM167 127V128H166ZM1 128L4 130L1 131ZM13 128V129H12ZM16 128V129H15ZM17 128L20 130L18 131ZM49 128V129H48ZM54 131H52V129ZM162 128V129H161ZM164 128V129H163ZM166 128V129H165ZM175 128V129H173ZM12 129V130H11ZM17 130V132L15 130ZM43 131H42V130ZM64 131H63V130ZM81 129V132H80V135H79V130ZM149 129V130H148ZM152 129V130H151ZM157 129V130H156ZM170 129V130H169ZM9 132H8V131ZM24 130V131H23ZM50 130V131H49ZM59 130V131H58ZM67 130V131H66ZM69 130H72L71 132H69ZM83 130V131H82ZM155 130V131H154ZM165 130V131H164ZM168 130V132H166ZM173 130V131H172ZM14 133H13V132ZM41 131L42 132V136L39 134ZM57 133H56V132ZM76 131V132H75ZM159 131V132H158ZM171 131V132H170ZM176 131V132H175ZM4 134H3V133ZM45 132V133H44ZM48 132V133H47ZM50 132H53V133H50ZM61 132V133H60ZM156 132V133H155ZM158 132V133H157ZM174 132V133H172ZM178 132V133H177ZM199 132H200V137H202V133L203 131L199 129ZM13 133V134H11ZM20 135L18 136L17 135ZM22 133V134H21ZM50 133V134H49ZM57 137L56 136V134ZM59 133V134H58ZM69 135H68V134ZM78 133V134H77ZM172 133V134H171ZM180 133V135H178ZM6 134V136H5ZM76 134V135H75ZM154 134V136H153ZM164 134V136H163ZM175 134V135H173ZM216 134V133H214ZM8 135V136H7ZM13 136V139L12 136ZM39 135V136H38ZM50 137H49V136ZM52 135V136H51ZM61 135V136H60ZM63 135V136H62ZM79 135V136H77ZM156 135V136H155ZM10 136V137H9ZM16 136V137H15ZM74 136V137H73ZM160 136V137H159ZM162 136V137H161ZM168 136V137H167ZM174 136V137H173ZM7 137V138H6ZM23 137V138H22ZM55 137V138H54ZM76 137V138H75ZM78 137V138H77ZM84 137V136H83ZM116 137V136H114ZM165 137V138H163ZM167 137V138H166ZM172 137V138H171ZM177 137V138H176ZM3 138V139H2ZM63 138V139H62ZM68 138V139H67ZM155 138V139H153ZM174 138V139H173ZM8 139V140H7ZM37 139V140H36ZM44 139V140H43ZM52 139V140H51ZM60 141H59V140ZM70 139V140H69ZM177 139V140H175ZM3 140V141H2ZM49 142H48V141ZM68 140V142H67ZM74 140V141H73ZM168 140V141H167ZM10 141V142H9ZM12 141V142H11ZM21 141V143L19 142ZM47 141V143H46ZM53 141V142H52ZM56 141V142H55ZM72 141V142H71ZM119 141V142H118ZM165 143L163 144L162 142ZM2 142V143H1ZM4 142V143H3ZM16 142H18V145L15 144ZM28 142V143H27ZM174 142V144H173ZM11 143V144H10ZM13 143V144H12ZM20 143V144H19ZM26 143V144H25ZM42 143V144H40ZM44 143V144H43ZM61 143V144H60ZM62 143H65V144H62ZM70 143V144H69ZM73 143V144H71ZM168 143V144H167ZM171 143V144H170ZM3 144V145H2ZM7 146H6V145ZM26 147V149L23 147V145ZM33 144V145H32ZM48 144V145H47ZM54 144V145H53ZM69 144V147H67V145ZM111 147L110 149L112 148H115V145L116 147L118 148H122V144H121V141L120 139L118 138L116 140V142L113 140L111 142ZM155 144V143H154ZM166 144L168 145V147L166 146ZM222 144H224V146L221 145V149L223 152L225 151H229L231 149H233V151H237L236 153H239L240 155H242L241 157L243 158H247V157H254L257 159H259V161L262 160V155H263V152L264 150L262 148H259L256 150L253 149V148H244L242 145L240 144H236V145H233L230 140H225ZM232 144V146H231ZM18 147H17V146ZM22 145V146H21ZM37 145V146H36ZM40 147H39V146ZM43 145V146H42ZM66 145V146H65ZM71 145V146H70ZM73 145L75 147H73ZM120 145V146H119ZM16 148H15V147ZM31 146V147H30ZM33 146V148H32ZM55 146V147H53ZM58 146V147H57ZM77 146V147H76ZM228 146V148H227ZM5 147V148H4ZM60 147V148H59ZM66 147V148H65ZM31 148V149H30ZM48 148V149H47ZM173 148V149H172ZM177 148V149H176ZM225 148V149H224ZM235 148V149H234ZM239 148V149H238ZM2 149V150H1ZM4 149V150H3ZM23 149L24 152L21 150ZM41 149V150H39ZM69 149V151H68ZM169 149V150H168ZM243 149L246 150V152H243ZM14 150V151H13ZM29 150V151H28ZM32 150V152H31ZM51 150V151H50ZM55 150V151H54ZM59 152H58V151ZM171 150V151H170ZM173 150H175L173 153H171ZM225 150V151H224ZM3 151V152H2ZM7 151V152H6ZM17 151H18V154H17ZM27 151V152H26ZM42 151H45V152H42ZM124 151V149L122 150V152ZM170 151V152H169ZM176 151H177V154H176ZM10 153V154H7V153ZM14 152V153H13ZM34 152V153H33ZM54 152V153H53ZM125 152V151H124ZM181 152V153H179ZM1 153L4 155H1ZM21 153V154H20ZM30 153V154H29ZM44 153V159L47 161H45L43 158V156H41L42 154ZM47 153V154H46ZM56 153V155H55ZM66 153V154H65ZM69 153V154H68ZM7 154V155H6ZM22 154H26L25 157L24 155ZM37 154V155H36ZM40 154V155H39ZM46 154V155H45ZM61 154V155H60ZM168 154V155H166ZM174 154V155H173ZM6 155V156H5ZM11 157H10V156ZM20 157H19V156ZM39 155V156H38ZM51 157H50V156ZM171 155V156H170ZM181 155V156H180ZM8 156V158H6ZM13 156V157H12ZM27 156V157H26ZM47 156V158L45 157ZM70 156V157H69ZM165 156V157H164ZM177 158H175V157ZM18 157V158H16ZM21 157H23L21 159ZM29 157V158H28ZM39 161H37L38 159ZM67 157V158H66ZM74 159H73V158ZM182 157V158H181ZM10 158V159H9ZM16 158V159H15ZM28 158V159H27ZM63 158V159H62ZM72 158V159H71ZM174 158V159H173ZM4 159V160H2ZM15 161H14V160ZM36 159V160H35ZM67 159L69 160V162L67 163ZM118 159V160H117ZM126 159H128L129 161H127ZM149 159V160H148ZM183 161H182V160ZM30 160V162H29ZM66 160V161H65ZM81 160V161H80ZM126 160V161H125ZM3 161V162H2ZM13 161V162H12ZM18 161V162H17ZM24 161V162H23ZM54 163H53V162ZM62 163H61V162ZM78 161V162H77ZM132 161V162H131ZM139 161V162H138ZM17 162V163H16ZM28 162V163H27ZM44 162V163H43ZM48 162V163H47ZM59 162V163H58ZM66 162V163H65ZM76 162V163H75ZM84 162V163H83ZM166 162V164H165ZM180 162V163H179ZM9 163V164H8ZM13 163V164H12ZM15 163V164H14ZM30 163V164H29ZM39 163V164H38ZM61 163V164H60ZM65 163V164H64ZM72 163V164H71ZM100 163V162H99ZM107 162H105L106 164ZM145 163V164H144ZM151 163V164H149ZM7 164V166H6ZM27 164H28V167H27ZM37 164V165H36ZM46 164V165H45ZM53 164V165H52ZM75 164V165H74ZM76 164L78 165L76 167ZM124 164V165H123ZM128 164V165H127ZM140 164V165H137ZM148 166H147V165ZM174 164H175V167H174ZM13 167H12V166ZM44 165H45V169H44ZM73 165V166H72ZM80 165V166H79ZM115 165V166H114ZM164 165V166H163ZM172 165V166H171ZM18 166V168L16 167ZM25 166V167H23ZM49 168H47V167ZM69 166V168H68ZM75 166V167H74ZM122 166V167H121ZM124 166V167H123ZM136 166V167H135ZM189 166V167H190ZM4 167V168H3ZM12 167V169H11ZM23 167V168H22ZM40 167V169H39ZM53 167V168H52ZM72 167V168H71ZM107 167V169H106ZM111 167V168H110ZM135 167V168H133ZM188 167V168H189ZM18 170H17V169ZM22 168V169H21ZM25 168V170H23ZM28 168V170H27ZM67 170H66V169ZM78 168V169H77ZM113 168V169H112ZM115 168V169H114ZM118 168H121V169H118ZM127 170H126V169ZM174 168V169H173ZM16 169V170H14ZM44 169V170H43ZM62 169V170H60ZM77 169V170H76ZM108 169L109 172H111V174L108 173ZM117 169V170H116ZM136 169V170H135ZM180 169V170H179ZM231 171L230 173H234L232 171H234L233 167H231ZM3 170V171H2ZM11 170V171H10ZM29 170L31 172H29ZM34 170V171H33ZM40 170V171H39ZM49 170V171H47ZM69 170V171H68ZM106 170V171H105ZM125 170V171H124ZM133 170H135V172H132ZM13 171V174H10L12 173ZM21 171V172H20ZM24 171V172H23ZM57 171V172H55ZM64 171V172H63ZM119 174L116 173V172ZM137 171V172H136ZM177 171V172H176ZM179 171V172H178ZM181 171V172H180ZM184 171V173H182ZM187 171V172H186ZM4 172V173H2ZM17 172V173H16ZM44 174H43V173ZM48 172V173H47ZM63 172V173H61ZM72 172V173H71ZM87 172V173H86ZM97 172L99 174H97ZM115 172V173H114ZM126 172V173H125ZM132 172V174H131ZM20 173V174H19ZM26 173V174H24ZM59 173V174H58ZM73 175H71V174ZM83 173V174H82ZM85 173V174H84ZM114 173V174H113ZM169 173V174H168ZM172 173V174H171ZM191 177H190V175ZM15 174V176H14ZM43 174V175H41ZM51 174V175H50ZM54 176H53V175ZM58 174V175H56ZM65 174V176H64ZM70 176H69V175ZM76 174V175H75ZM121 174V175H120ZM164 174V175H163ZM172 176H171V175ZM4 175V176H3ZM13 175V177H12ZM20 175V177H19ZM23 175V177H22ZM45 175V177H43ZM49 176V179L48 176ZM60 175V176H59ZM67 175V176H66ZM87 175V177H86ZM95 175L97 177H95ZM99 175L101 176L99 178ZM103 175V176H102ZM113 175V176H112ZM117 175V176H116ZM124 175V176H123ZM167 175V176H166ZM176 175V176H175ZM187 177H186V176ZM25 176V177H24ZM37 176V177H36ZM52 176V177H51ZM63 176V177H62ZM72 176H75L73 179H72ZM81 176V177H80ZM91 176V177H90ZM106 176V177H104ZM126 176V177H125ZM165 176V178H164ZM171 176V178H170ZM243 177L242 178H246L247 177V174H243L242 175ZM18 177L17 180H15V178ZM42 177V179H41ZM54 177V178H53ZM67 177V178H66ZM84 179H83V178ZM115 177V178H114ZM167 177V178H166ZM169 177V178H168ZM182 177V178H181ZM10 178V179H9ZM25 178V179H24ZM36 178V180H35ZM69 178V179H68ZM72 180H71V179ZM77 178V179H76ZM91 178V179H90ZM103 178V179H102ZM107 180H106V179ZM124 178V179H123ZM178 180H177V179ZM180 178V179H179ZM196 178V179H195ZM28 179V180H27ZM30 179V180H29ZM43 179H46L44 180V183L43 182ZM53 179V180H52ZM60 179V180H59ZM83 179V181H82ZM117 179V180H116ZM181 179H185V181H182ZM193 179V180H192ZM220 179V177L218 178ZM11 180H12V183H11ZM23 182H22V181ZM39 180V181H38ZM51 180V181H49ZM67 182H66V181ZM75 180V181H74ZM81 183H80V181ZM87 180L88 182H90V184L88 185L87 184ZM97 180V181H96ZM103 182H102V181ZM14 181V182H13ZM17 181H20V184L17 183ZM64 181V182H63ZM78 181V182H76ZM101 181V182H99ZM108 181V182H107ZM112 181L115 183V185H113L114 183H112ZM118 181V182H117ZM120 181V183H119ZM123 183H122V182ZM180 181V182H178ZM217 181H220V180H217ZM8 182V184H7ZM16 182V183H15ZM49 182V183H48ZM61 184H60V183ZM63 183H66L65 185L62 184ZM70 182V183H69ZM74 182V183H73ZM96 183L99 187V189H101L102 191V195L100 196H97L96 195V189H95V186H94V183ZM105 182V183H104ZM237 183V180H234L233 183ZM24 183V184H23ZM29 183V184H28ZM35 183V184H34ZM39 185H38V184ZM53 183V184H52ZM73 183V184H71ZM80 183V184H79ZM84 185H83V184ZM111 183V184H110ZM119 183V184H118ZM178 183V184H177ZM193 183V184H192ZM28 186H27V185ZM43 184H45L47 187H45V185L43 186ZM50 184V185H49ZM71 184V185H70ZM93 184V185H92ZM122 187H121V185ZM18 185V186H17ZM21 185V186H20ZM23 185V186H22ZM26 185V186H25ZM52 185V186H51ZM55 185V186H54ZM58 185V187L56 188V186ZM62 187V190H61V187ZM76 185V186H75ZM92 185V186H91ZM14 186V187H13ZM33 188H32V187ZM70 186H71V189H70ZM73 186V187H72ZM84 186V187H83ZM90 186V187H89ZM114 186V187H113ZM180 186L182 188H180ZM185 186V187H184ZM199 188H197V187ZM25 189H24V188ZM28 187V188H27ZM66 187V188H65ZM68 187V188H67ZM76 187V189H75ZM78 187H80L79 189H77ZM101 187V188H100ZM110 187V189H109ZM192 187V188H191ZM194 187L199 191V193L203 194H199L197 190L194 189ZM5 188V189H4ZM18 188V189H16ZM93 188V189H92ZM104 188H107V192ZM113 188V189H111ZM119 188V189H118ZM190 188V189H188ZM216 191H214V189ZM217 188V189H216ZM41 189V190H40ZM73 189V190H72ZM87 189V190H86ZM90 189V190H89ZM104 189V190H103ZM131 189V188H130ZM204 189V190H203ZM3 190V192H2ZM26 190V191H25ZM36 190V191H35ZM38 190V191H37ZM58 190V191H57ZM61 190V191H60ZM66 190V191H65ZM77 190H79L77 192ZM92 190V191H91ZM171 190V191H170ZM179 190V191H178ZM188 190V191H187ZM191 190V191H189ZM197 193V195H195V191ZM203 190V191H202ZM6 191V192H5ZM35 191V192H33ZM40 191V192H39ZM43 191V192H41ZM46 192V195H43L42 194H45ZM65 191V192H64ZM68 191V192H67ZM105 191V192H104ZM109 191H111L110 193L112 194L109 195L110 193H108ZM119 191V192H118ZM127 191V192H126ZM178 191V192H177ZM50 195H49V193ZM55 192V193H54ZM63 192V193H62ZM67 192V193H66ZM73 192V193H72ZM94 192V193H93ZM118 194H117V193ZM176 192V194H175ZM193 192V193H192ZM204 192V193H202ZM27 193H29L27 195ZM38 193V195H37ZM48 193V194H47ZM70 193V194H69ZM72 193V194H71ZM104 193V194H103ZM114 193V195H113ZM163 193V192H161ZM174 193V194H173ZM183 193V194H182ZM195 193V194H194ZM4 194V195H3ZM23 194V195H22ZM33 194V195H32ZM41 194V195H40ZM61 195V199H60V195ZM67 198H71V202H69L70 204H66L68 202L65 201V198L66 196ZM106 194V195H105ZM121 194V196H120ZM179 194V196H178ZM194 194V195H193ZM207 194V195H206ZM215 194V195H214ZM7 195V197H6ZM14 195V196H12ZM69 195V197H68ZM74 195V197H73ZM109 195V196H108ZM119 195V197H117ZM132 195V196H131ZM142 195H144V193H142ZM4 196V198H3ZM16 196V197H15ZM21 196V197H20ZM23 196V197H22ZM25 196V197H24ZM39 199H42V200H39ZM45 196V197H44ZM48 196V197H47ZM56 196V198H55ZM64 196V197H63ZM97 196V197H96ZM103 196V197H102ZM108 196V197H107ZM115 196V197H113ZM135 196V197H134ZM183 196V197H182ZM186 199H185V197ZM196 196V197H194ZM202 196V197H201ZM214 196V197H213ZM27 197V198H26ZM33 197V198H32ZM44 199H43V198ZM53 197V198H52ZM85 197V198H84ZM102 197V198H101ZM128 201V200H132L133 201V207L132 208H124L122 207V205H125L127 204L126 200H123L125 199ZM139 197V198H138ZM169 198V196H166ZM181 197V198H180ZM190 199H188V198ZM206 197V198H205ZM210 197V199H209ZM213 197V198H212ZM30 198V200L28 199ZM78 198V199H77ZM84 198V201L82 200ZM89 198V199H88ZM92 198V199H91ZM94 198V199H93ZM101 200H100V199ZM184 200H183V199ZM193 198V200H192ZM208 198V199H207ZM47 201H46V200ZM50 199V200H48ZM74 199V201H73ZM79 200V203L80 204H83V206L78 203L77 200ZM87 199V201H86ZM100 201H98V200ZM105 199V200H104ZM110 201H109V200ZM118 201H115L117 200ZM121 199V200H120ZM144 199V201H143ZM182 201H180V200ZM197 200V201H194ZM200 199V200H199ZM206 199V200H204ZM29 200V201H27ZM59 200V201H58ZM96 200V201H95ZM113 200V201H112ZM123 200V201H122ZM140 202H139V201ZM150 202H149V201ZM187 200V201H186ZM214 203V205L210 202ZM21 201L22 204H21ZM27 201V202H26ZM34 201V202H33ZM46 201V202H45ZM82 201V202H81ZM110 203H109V202ZM123 203L121 204L120 203ZM148 201V202H147ZM205 201V202H204ZM40 202V203H39ZM51 202V203H50ZM56 202V203H55ZM64 202V203H63ZM90 202V203H89ZM93 202V203H92ZM99 202V209L95 208L94 209V205L95 203H98ZM104 202V203H103ZM112 202V203H111ZM117 202V203H116ZM142 202V203H141ZM180 202H183V203H180ZM196 202V203H195ZM198 202V203H197ZM29 203V204H28ZM50 203V204H49ZM55 203V204H53ZM78 203V204H77ZM87 203V204H86ZM101 203V204H100ZM103 203V204H102ZM108 203V204H107ZM115 203V204H114ZM147 203V204H146ZM149 203V204H148ZM180 203V204H179ZM200 203V204H199ZM207 203V204H206ZM217 203V204H216ZM17 204V205H16ZM21 204V206H20ZM26 204V205H25ZM35 205L33 207H30L32 205ZM38 204V205H37ZM58 204V205H57ZM73 204V205H72ZM76 204V205H75ZM90 204V205H89ZM107 204V205H105ZM119 204V205H118ZM145 204V205H144ZM154 204V205H153ZM182 204V205H181ZM24 205V206H23ZM30 205V206H29ZM85 205V206H84ZM89 205V206H88ZM104 205V206H103ZM136 205V206H135ZM139 205H142V206H139ZM12 206V207H11ZM52 206V207H51ZM70 206V207H69ZM74 206V207H73ZM107 206V207H106ZM115 206V207H114ZM139 206V208H138ZM148 208H147V207ZM152 206V207H150ZM53 207L55 208V210L53 209ZM57 207V208H56ZM67 207V208H66ZM76 207L78 209H76ZM117 207H121L120 210L119 208ZM137 207V209H136ZM146 207V208H145ZM182 207V208H181ZM12 208V211H10V209ZM17 208V209H16ZM43 208V209H42ZM51 208V209H49ZM66 208V209H65ZM70 208V209H69ZM73 208V209H72ZM81 208V209H80ZM109 208V209H108ZM116 208V209H114ZM145 208V209H144ZM150 208V210H149ZM7 209V210H5ZM31 209V210H30ZM53 209V210H52ZM57 209V210H56ZM60 209V211H59ZM127 209V210H126ZM133 209V210H132ZM3 210V211H2ZM16 210V211H15ZM66 210V212H65ZM74 210V212L72 211ZM87 210V211H85ZM95 210V211H93ZM99 210V211H98ZM104 210V211H103ZM107 212H106V211ZM126 212H125V211ZM130 210V211H128ZM140 210V211H139ZM2 211V212H1ZM10 211V212H9ZM24 211V212H23ZM58 214H57V212ZM63 211V212H62ZM72 211V212H71ZM78 212L76 214V212ZM84 211V212H83ZM89 211H92V212H89ZM112 214H110L109 213ZM124 211V214L121 215V212ZM39 212V213H38ZM44 212V214H43ZM61 212V214H59ZM69 212V213H68ZM83 212V213H82ZM103 213V214H99V213ZM132 212V213H131ZM3 213V214H2ZM9 213V214H8ZM14 213V214H13ZM38 213V214H37ZM40 213L42 215H40ZM54 213V214H53ZM72 213V214H71ZM80 213V214H79ZM88 213V214H87ZM94 213V214H92ZM108 213V214H107ZM128 213V214H127ZM131 215H130V214ZM136 213V214H135ZM140 213V215H139ZM6 214V215H5ZM30 214V215H29ZM46 214V215H45ZM69 214V215H68ZM90 214V217L89 218V215ZM117 214V215H116ZM52 217H50V216ZM62 215V216H60ZM73 215H74V218H73ZM77 215V218L75 217ZM85 218H84V216ZM114 215V216H113ZM128 215V216H126ZM136 217H135V216ZM2 216H4L2 218ZM42 216V217H41ZM46 216V217H45ZM54 216V217H53ZM82 216V217H81ZM88 216V217H87ZM121 216V217H120ZM132 216V217H131ZM15 217V218H14ZM34 217V218H33ZM41 217V218H40ZM45 217V218H44ZM67 217V218H66ZM99 217V218H98ZM114 217V218H113ZM126 217H129V218H126ZM18 218V219H17ZM35 221H33L32 220ZM48 218V219H46ZM70 218V219H69ZM94 218V219H93ZM101 218V219H100ZM104 218V219H103ZM135 219L134 221H132V219ZM149 218V219H148ZM152 218V219H151ZM16 219V220H15ZM21 219V220H20ZM38 219V220H37ZM45 219V220H44ZM53 219V220H52ZM66 219V220H65ZM74 219V220H72ZM82 219H85L84 223ZM100 219V220H99ZM116 219V220H115ZM123 219V220H122ZM163 219V220H162ZM2 220V221H1ZM31 220V221H30ZM58 220V222L56 221ZM60 220V221H59ZM71 220V221H70ZM88 220H89V223H88ZM92 220V221H91ZM94 220V221H93ZM110 220V222H109ZM121 220V221H120ZM125 220V221H124ZM154 220V221H153ZM161 220V221H160ZM197 219H194L192 218V223H194L195 227L197 228L198 231L201 232L200 230V227L199 225L197 224L196 222ZM13 221H16L17 225L15 222ZM23 221V222H22ZM46 221V222H45ZM82 221V222H81ZM102 221V222H101ZM123 221V222H122ZM152 221V223H151ZM158 221V222H157ZM41 222V223H40ZM45 222V223H44ZM49 222V223H48ZM61 222V223H60ZM75 222L77 225H75ZM79 222V223H78ZM109 222V223H108ZM119 222V223H118ZM126 222V223H125ZM127 222H130L132 224V229L129 228L127 226ZM168 224H166V223ZM12 223V225H11ZM14 223V224H13ZM38 223V225H37ZM65 223V224H64ZM98 223V225H97ZM125 223V224H124ZM156 223V224H155ZM158 223V224H157ZM165 223V224H164ZM10 224V225H9ZM29 224V225H28ZM34 224V225H33ZM49 224V228H51L49 230L48 228V225ZM81 224V225H80ZM94 226L97 225V226ZM162 224V225H161ZM197 224V226H196ZM7 225V227H6ZM19 225V227H18ZM28 225V226H27ZM42 225V226H41ZM53 225V226H52ZM66 225L67 228L64 226ZM86 226L87 225L89 226L88 228L86 227H83V226ZM92 227H91V226ZM102 225L104 227H102ZM113 225V226H111ZM117 225V226H116ZM157 225V226H156ZM167 225V226H166ZM3 226V227H2ZM22 226V227H21ZM28 228H26V227ZM44 226V227H43ZM70 226V227H68ZM80 226V227H79ZM116 228H115V227ZM123 226V227H122ZM244 224H236V227L237 229H235L237 232H236V236H240V238H243L244 239V234L243 232L246 231V226L244 228ZM25 227V228H24ZM33 227V228H32ZM38 227V228H37ZM58 227V229H57ZM60 227V228H59ZM79 227V228H78ZM122 227V228H121ZM3 230H2V229ZM45 228V229H44ZM47 228V229H46ZM93 228V229H92ZM100 228V229H98ZM111 228V229H110ZM121 233L118 234V232ZM127 228V229H125ZM162 228V229H161ZM165 232H164V229ZM13 229V231H11ZM16 229V230H15ZM20 229V231H19ZM39 229V230H37ZM42 229V230H40ZM45 231H44V230ZM60 229V230H59ZM110 229V230H109ZM114 229V230H112ZM240 231V234H239V231ZM244 231H243V230ZM10 230V231H9ZM52 230V231H51ZM63 230V231H62ZM67 230V231H66ZM94 230V231H93ZM130 230V231H129ZM168 230V231H167ZM29 231V232H28ZM60 231V232H59ZM75 231V232H74ZM114 231V232H112ZM124 231V232H123ZM127 231V232H125ZM6 232V233H4ZM18 232V233H17ZM32 232V233H31ZM40 232V233H39ZM42 232V234H41ZM62 232V233H61ZM66 232V233H65ZM69 232V233H68ZM242 232V233H241ZM8 233V235H7ZM16 233L18 235H16ZM25 233V234H24ZM28 233V234H27ZM38 233V234H37ZM61 233V234H60ZM65 233V234H64ZM78 235H76V234ZM80 233V234H79ZM83 233V235H81ZM85 233V234H84ZM93 233V234H92ZM96 233V234H95ZM100 233H103V234H100ZM107 233V235H106ZM110 233V234H109ZM124 233V234H123ZM127 233V234H126ZM130 233V235H129ZM166 233V234H165ZM3 234V235H2ZM20 234V235H19ZM37 234V235H36ZM64 234V235H63ZM72 234V235H71ZM95 234V235H94ZM116 234V235H115ZM16 235V236H15ZM23 235V236H22ZM31 235V237H30ZM41 235V237L39 236ZM56 235V236H55ZM60 235V236H59ZM81 235V236H80ZM100 239H99V236ZM104 235V236H103ZM110 235V236H108ZM133 235V236H132ZM243 235V236H242ZM7 236V237H6ZM55 236V238L53 237ZM72 236V237H71ZM79 236V237H78ZM97 236V237H96ZM113 236V237H112ZM124 236V237H123ZM126 236V238H125ZM130 236V237H129ZM15 237V238H14ZM24 237V238H22ZM37 237V238H36ZM51 237V239H50ZM56 237H59V238H56ZM64 237V238H63ZM66 237V238H65ZM75 240H74V238ZM82 237V239H81ZM84 237V238H83ZM96 237V238H95ZM116 237V238H115ZM36 240H35V239ZM72 238V239H71ZM78 238V239H77ZM102 238V239H101ZM107 238V239H106ZM115 238V239H113ZM119 238V239H118ZM127 238H131V240L127 239ZM44 239V240H43ZM62 239V240H60ZM71 241H70V240ZM84 239V240H83ZM99 239V240H98ZM113 239V240H111ZM241 239V241L243 240ZM7 240V241H6ZM39 240V241H38ZM41 240V241H40ZM66 240V241H65ZM69 240V242H68ZM87 242H86V241ZM106 240V241H105ZM109 240V241H108ZM122 240V241H121ZM139 240V241H138ZM245 240V239H244ZM3 241H5L3 243ZM34 241V242H33ZM37 241V242H36ZM48 243H46V242ZM50 241V242H49ZM59 241V242H58ZM74 243H73V242ZM78 241H82L81 243L78 242ZM92 241V242H91ZM94 241V242H93ZM98 241L100 243H98ZM103 241V242H102ZM111 241V242H110ZM114 241V242H112ZM119 241V242H118ZM126 241H127V244H126ZM2 242V243H1ZM12 244H11V243ZM36 242V243H35ZM64 242V243H63ZM72 242V243H71ZM77 242V244L75 243ZM85 244H84V243ZM97 242V243H96ZM104 244H102V243ZM109 242V243H108ZM117 244H116V243ZM132 244H131V243ZM134 242V243H133ZM140 242V243H139ZM244 242V241H243ZM246 242V240H245ZM8 243V245H6ZM35 243V244H34ZM52 243V244H51ZM53 243H55L53 245ZM58 243V244H57ZM65 244L64 246H62V244ZM80 243V244H79ZM92 243V245H91ZM94 243V244H93ZM107 243V244H106ZM112 243V244H111ZM119 243V244H118ZM136 243V245H134ZM142 243V245H141ZM10 244V245H9ZM13 244H14V247H13ZM21 244V245H20ZM43 244V245H42ZM61 244V245H60ZM81 246H79V245ZM111 244V245H110ZM125 244V245H124ZM140 244V245H139ZM12 245V247H11ZM26 245V246H24ZM40 245V246H39ZM45 245V246H44ZM60 245V246H59ZM68 245V246H67ZM72 245V246H71ZM73 245L75 246H78V247H73ZM85 245V246H84ZM91 247H90V246ZM108 245V246H107ZM110 245V246H109ZM115 245V246H114ZM122 245V246H121ZM134 245V246H133ZM137 245H139L137 247ZM146 247L144 248L143 247ZM3 246V247H2ZM10 248H9V247ZM17 246V247H15ZM53 246V248H51ZM69 248H67V247ZM71 246V247H69ZM107 246V247H106ZM112 246V247H111ZM116 246H119L120 250L117 248H115ZM133 249H132V247ZM149 246V248H148ZM42 247V248H41ZM58 249H57V248ZM84 247H88V249L84 248ZM100 247V249H99ZM111 249H110V248ZM125 247V248H124ZM139 247H142V248H139ZM19 248V249H18ZM37 248V249H36ZM60 248V249H59ZM128 250H127V249ZM131 248V249H130ZM135 248V249H134ZM30 249V250H28ZM39 249V251H38ZM43 249V250H42ZM46 249V250H45ZM48 249V251H47ZM53 249V250H52ZM73 249V250H72ZM75 249V250H74ZM90 249V250H89ZM92 249V250H91ZM118 249V251H117ZM144 249V250H143ZM8 250V251H7ZM15 250V251H14ZM42 250V251H41ZM51 252H50V251ZM56 250V251H55ZM63 250V251H62ZM66 253H65V251ZM82 250V251H80ZM87 250V251H86ZM94 250H95V253H94ZM105 252H104V251ZM114 250V251H113ZM136 250V251H135ZM143 250V251H142ZM30 251V252H28ZM58 253V254H56ZM76 251V252H75ZM102 251V253L100 252ZM112 251V252H111ZM130 251V252H129ZM14 252V253H13ZM26 252V253H25ZM61 252V253H60ZM64 252V253H63ZM68 252L69 255H68ZM73 252V253H72ZM80 252V253H79ZM88 252V253H87ZM99 252V254H98ZM124 252L126 253V255L124 256ZM133 253L132 255L131 254H127V253ZM144 252V253H143ZM42 253V254H41ZM51 253V254H50ZM79 254V255H76V254ZM94 253V254H93ZM115 253V254H114ZM120 253V254H119ZM147 253V254H146ZM150 256H149V254ZM8 254V255H7ZM10 254V255H9ZM53 254V255H52ZM86 254L85 256H82V255ZM98 254V255H97ZM104 254V255H103ZM123 254V255H122ZM136 254V255H135ZM88 255V256H87ZM92 255V256H91ZM121 255V256H120ZM144 255V256H143ZM148 255V256H147ZM10 256V257H8ZM26 256V257H24ZM33 256V257H32ZM48 256V257H47ZM70 256V257H69ZM92 258H91V257ZM104 256V257H103ZM125 258H124V257ZM132 256V257H131ZM143 256V257H142ZM5 257V258H4ZM14 257V258H13ZM47 257V258H46ZM54 257V258H53ZM94 257V258H93ZM101 257V258H100ZM109 257V259H108ZM127 257V259H126ZM134 257V258H133ZM138 257V258H137ZM141 257V258H140ZM151 257V258H150ZM35 258V259H34ZM44 258V259H43ZM59 258V259H58ZM96 258V259H95ZM103 258V259H102ZM107 258V259H106ZM137 258V259H136ZM146 258V259H144ZM29 259V260H28ZM125 259V260H124ZM132 259V261L130 260ZM143 259V260H142ZM152 259V260H151ZM12 260V261H11ZM28 260V261H27ZM34 260V261H33ZM37 260V261H36ZM65 260V261H64ZM68 260V261H67ZM73 260V261H72ZM79 260V261H77ZM103 260V261H102ZM105 260V261H104ZM139 260V262H138ZM6 261V262H4ZM27 261V262H26ZM49 261V263H48ZM81 261V262H80ZM95 261H98V262H95ZM107 261V262H106ZM116 261V262H115ZM142 261V262H140ZM153 261V262H152ZM47 262V263H46ZM55 262V263H54ZM77 262V263H76ZM80 262V263H79ZM94 262V263H93ZM133 262V263H132ZM138 262V263H137ZM150 262V263H148Z\"/></svg>",
  "mask_w": 264,
  "mask_h": 264
},
{
  "label": "bare ground",
  "instance_id": "obj_2",
  "mask_svg": "<svg viewBox=\"0 0 264 264\" xmlns=\"http://www.w3.org/2000/svg\"><path fill=\"white\" fill-rule=\"evenodd\" d=\"M14 1V0H13ZM19 1V0H18ZM22 1V0H21ZM31 1V0H30ZM38 1V0H37ZM59 1V0H58ZM82 1V0H81ZM95 1V0H94ZM100 1V0H99ZM104 1V0H103ZM115 1V0H114ZM121 1V0H120ZM123 1V0H122ZM132 1V0H131ZM137 3L138 2H140V0H135ZM174 1H176V0H174ZM182 1V0H181ZM180 0L179 1H177V3L178 2H181ZM194 1V0H193ZM210 1V0H209ZM212 1H215V0H212ZM224 1V0H223ZM232 1V0H231ZM241 1V0H240ZM243 2H244V0H242ZM8 2V1H7ZM27 2V1H26ZM51 2H53V0L52 1H50V4H51ZM76 2V1H75ZM88 2V1H87ZM115 2H117V1H115ZM119 2V1H118ZM127 2H130V0H128ZM133 2V1H132ZM145 2V1H144ZM143 1H142V3H144ZM151 2H152V4H153V8H152V15H151V19H149V21L151 22L150 24H149V22L148 23H146V24H144V25H142V29L144 30V31H148L150 34H152V36H153V34L154 35H159L161 32H160V30H161V26H163L162 25V22H161V16H162V13H161V9L163 8L164 9V7H165V5L167 4V3H169L170 2V0H151ZM216 2V1H215ZM220 2V1H219ZM228 2H229V0H228ZM228 2H226V3H228ZM14 3V2H13ZM17 3V2H16ZM25 3V2H24ZM29 3V2H28ZM31 3V2H30ZM33 3V2H32ZM40 3V2H39ZM59 3H61V2H59ZM125 3H126V0H125ZM131 3V2H130ZM141 3V2H140ZM171 3V2H170ZM195 3V2H194ZM197 3V2H196ZM209 3V2H208ZM240 3V2H239ZM4 4H6V3H4ZM9 4H10V1H9ZM8 4V5H9ZM18 4V3H17ZM38 4V3H37ZM72 4V3H71ZM78 4H80L81 5V3H79L78 2ZM83 4H86V3H83ZM100 4V3H99ZM209 4H211V3H209ZM213 4V3H212ZM231 4V3H230ZM241 4V3H240ZM246 3H244V4H242V5H245ZM249 4H250V2H249ZM2 5V4H1ZM19 5V4H18ZM22 5V4H21ZM20 5V6H21ZM25 5H26V3H25ZM30 5V4H29ZM56 5V4H55ZM62 5V4H61ZM88 5V4H87ZM86 5V6H87ZM89 5H90V2H89ZM96 5V4H95ZM104 5V4H103ZM115 5V4H114ZM117 5V4H116ZM201 4H199V6H200ZM215 4H213V6H214ZM217 5H218V3H217ZM238 5V4H237ZM247 5V4H246ZM5 6V5H4ZM3 6V7H4ZM11 6H12V4H11ZM11 6H10V8H11ZM42 6V5H41ZM48 6V5H47ZM50 6V5H49ZM54 6V5H53ZM66 6H68V5H66ZM65 6V7H66ZM84 6V5H83ZM109 6V5H108ZM124 5H122L121 4V2H119L118 3V5H117V7L118 8H116V9H118V13H117V17H116V21H115V26H116V28H117V30L119 31V32H121V30H122V28H123V24H126L125 22H129L130 24H132V23H136V22H138L139 20H140V17L138 16V7H134L133 9H125L124 7H123ZM126 6H128L127 4H126ZM168 6V5H167ZM170 6V5H169ZM179 6H181V5H179ZM209 6V5H208ZM223 6V5H222ZM248 6V5H247ZM249 6H251V4L249 5ZM254 6V8H255V5H253ZM6 7V6H5ZM24 7V6H23ZM62 7V6H61ZM69 7V6H68ZM90 7V6H89ZM97 7H100V6H97ZM110 7V6H109ZM150 7V6H149ZM197 8H198V6H196ZM225 7H226V10H224V12H223V15L221 16L220 15V19H221V17H223L224 19L225 18H227V17H230L231 19H233V14L231 13L232 11L229 9V7L227 8V6L225 5ZM242 7V6H241ZM9 8V7H8ZM7 8V9H8ZM15 8V7H14ZM34 8V7H33ZM49 8H51V7H49ZM54 8V7H53ZM62 8H64V7H62ZM95 8H96V6H95ZM103 8V7H102ZM111 8V7H110ZM128 8V7H127ZM143 8V7H142ZM166 8V7H165ZM168 8V7H167ZM176 8V7H175ZM189 8H190V6H189ZM13 9V8H12ZM74 9V8H73ZM82 9V8H81ZM84 9V8H83ZM93 9V8H92ZM100 9V8H99ZM141 9V8H140ZM143 9H146V7L145 8H143ZM172 9V8H171ZM186 9V8H185ZM184 9V10H185ZM188 9V8H187ZM213 9V8H212ZM215 9V8H214ZM220 9H222V8H220ZM241 9V8H240ZM239 9V10H240ZM244 9V8H243ZM242 9V10H243ZM10 10V9H9ZM16 10V9H15ZM21 10V9H20ZM31 10V9H30ZM97 10V9H96ZM103 10H106V9H103ZM103 10H100V12L101 11H103ZM148 10V9H147ZM150 10V9H149ZM183 10V11H184ZM189 10V9H188ZM206 10V9H205ZM209 10V9H208ZM3 11V10H2ZM8 11V10H7ZM14 11V10H13ZM54 11V10H53ZM64 11V10H63ZM72 11V10H71ZM108 10H106L105 11V13L107 12ZM112 11V10H111ZM176 11H177V9H176ZM29 12V11H28ZM39 12V11H38ZM38 12H36L37 14H38ZM46 12H47V10H46ZM67 12V11H66ZM65 12V13H66ZM83 12V11H82ZM82 12H80V13H82ZM175 12V11H174ZM179 12V11H178ZM187 12V11H186ZM203 12V11H202ZM211 12V11H210ZM237 12H239V11H237ZM235 13V14H238V13ZM14 13V12H13ZM40 13V12H39ZM53 13V12H52ZM56 13H57V11H56ZM60 13H61V10H60ZM74 13V12H73ZM78 13V12H77ZM84 13V12H83ZM85 13H87V11L85 12ZM89 13V12H88ZM92 13V12H91ZM101 13H103V12H101ZM165 13V12H164ZM184 13V12H183ZM205 13V12H204ZM245 13V12H244ZM243 13V14H244ZM250 13H251V11H250ZM19 14V13H18ZM24 14H26V13H24ZM31 14V13H30ZM51 14V13H50ZM49 14V15H50ZM70 14H72V13H70ZM100 14V13H99ZM107 14H109V13H107ZM198 15L200 14V13H197ZM213 14H214V12H213ZM212 13H211V15H213ZM217 14V13H216ZM215 14V15H216ZM220 14V13H219ZM240 14V13H239ZM2 16H3V14H1ZM0 15V16H1ZM14 15V14H13ZM21 15H22V13H21ZM41 15V14H40ZM44 15V14H43ZM52 15V14H51ZM59 15V14H58ZM90 15H92V14H90ZM94 16H95V14H93ZM93 15H92V17H93ZM105 14L103 13V15L102 16H104ZM182 15V14H181ZM211 15H209V16H211ZM218 15V14H217ZM26 16V15H25ZM31 16V15H30ZM35 16L37 17L38 15H36L35 14ZM78 16H79V14H78ZM80 16H82V15H80ZM87 16V15H86ZM189 16V15H188ZM195 16V15H194ZM200 16V15H199ZM204 16H206V15H204ZM209 16H208V18H209ZM10 17H11V19H12V16L10 15ZM19 17H23V16H19ZM53 17H55V16H53ZM52 17V18H53ZM57 17V16H56ZM63 17V16H62ZM83 17V16H82ZM88 17V16H87ZM91 17V18H92ZM96 17H98V16H96ZM111 17H112V15H111ZM164 17H165V15H164ZM190 17V16H189ZM191 17H193V16H191ZM197 17V16H196ZM202 17V16H201ZM218 17V16H217ZM238 17V16H237ZM240 17V16H239ZM238 17V18H239ZM244 17V16H243ZM27 18V17H26ZM29 18V17H28ZM49 18V17H48ZM47 18V19H48ZM58 18V17H57ZM59 18H60V15H59ZM67 18H69V17H67ZM76 18V17H75ZM102 18V17H101ZM163 18V17H162ZM175 18V17H174ZM1 19V18H0ZM15 19H17V17H16V15H15ZM43 19V18H42ZM41 19V21H43ZM71 19V18H70ZM86 19V18H85ZM84 19V20H85ZM90 19V18H89ZM143 19V18H142ZM145 19V18H144ZM166 19H168V18H166ZM188 19H190V18H188ZM200 19V18H199ZM198 19V20H199ZM214 19H216V18H214ZM213 19V20H214ZM228 19V18H227ZM242 19V18H241ZM27 20H30V19H27ZM32 20V19H31ZM30 20V21H31ZM55 20H57V19H55ZM79 20V19H78ZM83 20V21H84ZM96 20V19H95ZM98 20V19H97ZM110 20V19H109ZM169 20L171 21V22H173L175 19H173L171 16L169 17ZM177 20H179V19H177ZM195 20V19H194ZM213 20H212V22H213ZM219 20V19H218ZM229 20V19H228ZM228 20H226V22L228 21ZM243 20V19H242ZM2 21H6V20H2ZM2 21H0L1 23H2ZM9 21V20H8ZM11 21V20H10ZM15 21L16 20H13V21H11V22H14L15 23ZM34 21V20H33ZM51 21V20H50ZM61 21V20H60ZM64 21V20H63ZM66 21V20H65ZM70 21V20H69ZM80 21H82L81 19H80ZM100 21V23L103 25V19H101V20H99ZM111 21V20H110ZM162 21H164V19L162 20ZM202 21V20H201ZM200 21V22H201ZM222 21L223 20H221V21H219V23L221 22L222 23ZM237 21V20H236ZM239 21V20H238ZM21 22H23L22 20H21ZM27 22V21H26ZM25 22V23H26ZM40 22V21H39ZM44 22H46L45 20H44ZM57 23L59 22V21H56ZM76 22H78V21H76ZM85 22V21H84ZM90 22V21H89ZM94 22V21H93ZM109 22V21H108ZM132 22V23H131ZM146 22V21H145ZM171 22H170V26H171ZM203 22V21H202ZM215 22V21H214ZM224 22V21H223ZM231 22V21H230ZM3 23H5V22H3ZM51 23V22H50ZM53 23V22H52ZM97 23V22H96ZM220 23V24H221ZM237 23V22H236ZM43 24V23H42ZM49 24V23H48ZM48 24H46V25H48ZM61 24V23H60ZM59 24V25H60ZM72 24V23H71ZM82 24V23H81ZM86 24V23H85ZM92 24V23H91ZM107 24V23H106ZM112 24H114L113 22H112ZM147 24H149V26H147ZM166 24V23H165ZM176 24V23H175ZM212 24H214V23H212ZM215 24H217V23H215ZM231 24V23H230ZM234 24H235V22H234ZM1 25V24H0ZM6 25H8V23L6 24ZM12 25V24H11ZM22 25V24H21ZM26 25H28L29 26V24H24V26H23V28L22 29H24V27L26 26ZM31 25V24H30ZM34 25V24H33ZM32 25V26H33ZM36 25V24H35ZM40 25V24H39ZM61 25H63V24H61ZM60 25V26H61ZM64 25H65V23H64ZM75 25V24H74ZM76 25H77V23H76ZM90 25V24H89ZM102 25H100V26H102ZM110 25V24H109ZM141 25V24H140ZM218 25V24H217ZM227 25V24H226ZM13 26V25H12ZM11 26V27H12ZM16 26V25H15ZM14 26V27H15ZM21 26V27H22ZM50 26V25H49ZM52 26V25H51ZM67 26V25H66ZM71 26V25H70ZM73 26V25H72ZM79 25H77V26H75V27H78ZM84 26V25H83ZM87 27H88V25H86ZM97 26V25H96ZM9 27V26H8ZM13 27V28H14ZM19 27V26H18ZM35 27V26H34ZM40 28H42L43 29V27H41V25L39 26ZM54 27V26H53ZM55 27H59V26H55ZM86 27V28H87ZM92 27L94 28V26L92 25ZM110 27V26H109ZM168 27V26H167ZM174 27V26H173ZM16 28V27H15ZM60 28V27H59ZM71 28V27H70ZM79 28V27H78ZM82 28V27H81ZM96 28V27H95ZM97 28H98V26H97ZM101 28H104V26L103 27H101ZM115 28V27H114ZM198 28V27H197ZM208 28V27H207ZM211 28V27H210ZM209 28V29H210ZM215 28V27H214ZM244 28V27H243ZM3 29V28H2ZM9 29V28H8ZM18 29V28H17ZM16 29V30H17ZM27 29V28H26ZM36 29V28H35ZM34 29V30H35ZM52 29V28H51ZM65 29V28H64ZM72 29H74V27H72ZM71 29V30H72ZM100 29V28H99ZM107 29V28H106ZM136 29V28H135ZM163 29V28H162ZM168 29V28H167ZM206 29V28H205ZM209 29H207L206 31H208L209 32ZM221 29V28H220ZM6 31H7V29H5ZM4 30V31H5ZM33 30V31H34ZM44 30V29H43ZM42 30V31H43ZM47 30H49L48 28H47ZM46 30V31H47ZM56 30V29H55ZM87 30V29H86ZM100 30H102V29H100ZM99 30V31H100ZM139 30V29H138ZM192 30V29H191ZM213 30H215V29H213ZM249 30V29H248ZM255 30H257V29H255ZM2 31V30H1ZM12 31V30H11ZM14 31V30H13ZM45 31V32H46ZM78 31V30H77ZM96 32H97V29L95 30ZM94 31V32H95ZM106 31V30H105ZM110 31H112V29L110 30ZM116 31V30H115ZM117 31V32H118ZM139 31H141V30H139ZM143 31V32H144ZM163 31V30H162ZM166 31H168V30H166ZM202 31H204V29L202 30ZM201 31V32H202ZM215 31H218L217 29L215 30ZM243 31H245V30H243ZM9 32V31H8ZM38 32V31H37ZM41 32V31H40ZM65 32H67L66 30H65ZM72 32V31H71ZM75 32V31H74ZM74 32H73V34H74ZM82 33V37L84 36L83 34H84V31H81ZM108 32V31H107ZM171 32V31H170ZM200 32V33H201ZM212 32V31H211ZM210 32V33H211ZM257 32V31H256ZM5 33V32H4ZM15 33V32H14ZM16 33H18V31L16 32ZM31 33V32H30ZM60 33V32H59ZM91 33V32H90ZM109 33H113V32H109ZM108 33V34H109ZM116 33V32H115ZM114 33V34H115ZM147 33V32H146ZM173 33H174V31H173ZM205 33H207V32H205ZM216 33H218V32H216ZM230 33V32H229ZM228 33V34H229ZM247 33V32H246ZM262 33V32H261ZM261 33H260V35H261ZM1 34V33H0ZM21 34V33H20ZM28 34H29V31H28ZM33 34V33H32ZM97 34V33H96ZM100 34V33H99ZM120 34V33H119ZM148 34V33H147ZM163 34V33H162ZM202 34V33H201ZM251 34V33H250ZM259 34V33H258ZM264 34V33H263ZM19 35V34H18ZM23 35H25V34H23ZM36 35V34H35ZM38 35H42V34H38ZM46 35H47V33H46ZM52 35V34H51ZM69 35H70V33H69ZM101 35H103V34H101ZM167 35V34H166ZM165 35V36H166ZM199 35V34H198ZM203 35H204V33H203ZM210 35V34H209ZM219 35V34H218ZM252 35V34H251ZM255 35V34H254ZM1 36V35H0ZM8 36V35H7ZM7 36H5V37H7ZM10 36V35H9ZM32 36V35H31ZM44 36V35H43ZM50 36V35H49ZM63 36V35H62ZM86 36V35H85ZM84 36V37H85ZM93 36V35H92ZM98 36V35H97ZM108 36V35H107ZM113 36V35H112ZM118 36V35H117ZM151 36V35H150ZM200 36V35H199ZM217 36V35H216ZM216 36H215V38H216ZM229 36H231V38H234V36L231 34H229ZM233 36V37H232ZM237 36V35H236ZM2 37V36H1ZM3 37H4V35H3ZM14 37V36H13ZM13 37H11V38H13ZM18 37V36H17ZM21 37V36H20ZM46 37V36H45ZM59 37V36H58ZM57 37V38H58ZM61 37V36H60ZM66 37V36H65ZM64 37V38H65ZM69 37V36H68ZM76 37H77V35H76ZM96 39H97V37H96V35L94 36ZM101 37V36H100ZM106 37V36H105ZM160 37H161V35H160ZM188 37V36H187ZM202 37H205V35L204 36H202ZM246 37V36H245ZM249 37V36H248ZM259 37H261V36H259ZM258 37V38H259ZM9 38V37H8ZM7 38V39H8ZM32 38V37H31ZM47 38V37H46ZM46 38H45V40H46ZM113 38V37H112ZM111 38V39H112ZM115 38V37H114ZM119 38H120V36H119ZM206 38V37H205ZM213 38H214V36H213ZM254 38H255V36H254ZM1 39V38H0ZM5 39V38H4ZM19 37H18V41H19ZM22 39V38H21ZM29 39V38H28ZM34 39V38H33ZM42 39H43V37H42ZM49 39V38H48ZM54 39V38H53ZM59 39V38H58ZM61 39H63V38H61ZM84 39H87V38H84ZM88 39H89V37H88ZM104 40H105V38H103ZM117 38H115V40H116ZM121 39V38H120ZM143 39V38H142ZM179 39V38H178ZM183 39V38H182ZM201 39V38H200ZM209 39V38H208ZM208 39H206V40H208ZM211 39V38H210ZM236 39V38H235ZM239 39V38H238ZM246 39H248L247 37H246ZM257 39V38H256ZM260 39L261 38H259V40L258 41H260ZM10 40H12L13 41V39H9V41ZM25 40V39H24ZM37 40H38V38H37ZM56 40V39H55ZM54 40V41H55ZM77 40H79V38L77 39ZM92 40V39H91ZM99 40V39H98ZM97 40V41H98ZM103 40V41H104ZM108 40V39H107ZM173 40V39H172ZM176 40V39H175ZM186 40H187V38H186ZM199 40V39H198ZM198 40H197V42H198ZM202 41H200L199 43H197V45H196V43H195V45L193 46V50L195 51V53L193 54V55H195L196 56V58H198V65H197V71L196 70H194V71H196V73L195 74H193V76H191L187 81H185L186 82V85H191V83H194V85H198V84H200L199 85V87H195V86H193V87H191L190 86V88H189V91L191 92V95H190V99H188V103L186 104V105H184L183 103H180V102H178L177 101V99L179 98H177L176 99V101H175V103H174V105H172L170 102V104L172 105V110L174 111V112H176V113H178L179 114V117L181 118V121H182V128H183V132H184V135L182 136V138H181V135H182V133H181V135H180V133L178 134V135H180V139H175V140H177V142H176V144H178V147L180 148V150H181V152H182V156H183V158H184V160H185V162L186 163H195V164H198L197 166H199L198 167V169H199V171L197 172V171H195V169H194V167H195V165H192V166H188V164H185V163H182V164H180V168H181V170H186V169H190L189 171H190V174L192 173L191 172V170L193 171V175L195 176V177H197V181H198V183H196V184H198V186H200L201 188L203 187L206 191H210V192H208V193H211V191H212V187H214V185H215V182H220V183H218V185L219 184H222L223 186H224V189L223 190H221L220 192H218V193H216V195L215 196H217V202H218V204L217 205H214V201L212 202V200H211V202H210V204L212 203L214 206H208V204H207V206H205L203 203H199L200 204V207H199V213L200 214H197L196 212H195V208H194V205H193V202L190 200V201H187L188 203L186 204L185 202L183 203V202H180V203H183V205H182V207L183 206H185L184 208H185V212L186 213H184L183 211H181V210H179V208H178V201H176L175 199H174V197L173 196H171L170 195V193L168 192V190H167V185L168 186H170V187H168V188H171L172 190L174 189V188H176L177 189V187H174L175 185L173 184L174 183V176H172L171 174V176H172V181H169V179L167 180V179H164L163 180V177H162V172H164V170L166 171V170H168L169 171V169H167V167L164 169V170H162V171H160V168H159V165H160V160H163V159H161V156H163V155H159L158 157H160V159H158L157 157H156V155H157V152H156V148L159 150V152L161 153V152H164L163 151V147H162V145H161V142H159L158 141V138L156 137V142L155 141H153L152 140V138H151V136H150V134L148 133V131H147V129L145 128V125L143 124V121H141V120H136V124L134 125L135 127H132V125H133V123H132V125L130 124V119L132 118L131 116H132V114H131V116H130V112H131V108H130V106L128 105V100H127V103H125L124 101V103H125V108H123V109H120L121 110V112L119 113L120 115H119V121H116V120H114V118L113 117H115V116H112V124H113V126L115 127V129H114V132H112V133H109V130H108V124H109V122H111V116L109 115H107V117H105V115H106V112H102V113H105V115H102V116H104V118L97 124V121H96V119H95V114L92 116L93 117V120L91 121V122H89V123H87L85 126H84V128L83 129H85V131L83 132V136H81L80 138H78L77 140V145H78V148H76V149H73L72 148V150H73V152H72V156H74V157H79V158H81V159H83L82 161H85V162H87L88 163V168H87V171H88V175H91L93 178H94V172H95V170H97L99 167H101V166H103V165H107V167L108 166H110L111 165V162L109 161V160H115L116 158H118V157H120V156H130L131 157V159L133 158V159H139L140 161H144L146 158H149L150 159V161H152V169H150L151 171H148V175L145 177L144 176V172L146 171H144L143 169H142V167H139L138 165H140V164H136L139 168H141V170L138 172L139 174H137V177L136 178H132V179H130V180H132L133 182H134V184H132L130 187H127L126 185H124V188H127V189H129L130 191H131V193L130 194H132V195H140V196H143V197H145V198H149V199H152V198H154L155 200H156V206L154 207V208H152V210H151V213H150V216L151 217H153V219H155V220H158L160 217H163L165 220H170L169 222H170V224H171V227H170V233H169V236H168V234H167V237L166 236H164V234L162 233V230H160V228H158V226L157 227H155V229L153 228L152 229V224H149L148 222V220L146 221L145 219V215L143 216V215H140V213H139V215L140 216H138V214H137V220L135 221V226H137V229H138V231H139V233L141 234L140 236H146L147 238H148V240L150 241V245H151V252H152V254H153V256H154V258L156 259V260H159L158 259V254H160V257H161V255L162 256H164L165 258L163 259V261H160L159 260V262H157V264H264V152H263V157H262V160L261 161H259V159H257V157L256 158H254V157H245V158H243V157H241L242 155H240L239 153H236L237 151H233V149H231V150H229V151H225V152H223L221 149H223V148H221V145L222 146H224V144H222L225 140H230V142L233 144V145H238V144H240V145H242L244 148H246V147H250V148H253V149H255L256 148V150L257 149H259V148H262L263 150H264V50H261V49H259L258 47V45H252L251 43H248V42H244L243 44H242V47L239 49V50H237V52H236V61H235V63L233 62L231 65H230V68H229V72H228V76L227 77H224V76H221L220 75V73L218 72V71H216V69H215V66H214V63H213V61H214V59L218 56V55H220L221 53H224L223 52V49H224V47H225V44H226V39L223 37V36H221L220 37V35L219 36H217V38L216 39H214L215 40V42H211V43H213V44H210V45H208L207 44V42L205 43V44H203L202 42H203V39H201ZM240 40V39H239ZM252 40V39H251ZM21 41V40H20ZM29 41V40H28ZM33 41V40H32ZM43 41H44V39L42 40V42L41 43H43ZM46 41H48V40H46ZM58 41V40H57ZM86 42H87V40H85ZM84 41V42H85ZM95 41V40H94ZM102 41V42H103ZM109 41V40H108ZM114 41V40H113ZM117 41V40H116ZM115 41V42H116ZM150 41V40H149ZM242 41V40H241ZM244 41V40H243ZM264 41V40H263ZM23 42H25V41H23ZM30 42V41H29ZM36 42V41H35ZM53 42V41H52ZM62 42V41H61ZM65 42V41H64ZM152 42V41H151ZM157 42V41H156ZM171 42V41H170ZM182 42V41H181ZM185 42V41H184ZM187 42H188V40L185 42L186 44H187ZM234 42H238V41H234ZM251 42V41H250ZM254 42V41H253ZM1 43V42H0ZM7 42H5V44H6ZM38 43V42H37ZM63 43V42H62ZM61 43V44H62ZM68 43V42H67ZM82 43V42H81ZM90 43H92V41L90 42ZM109 43V42H108ZM108 43H106V44H108ZM168 43V42H167ZM174 43V42H173ZM172 43V44H173ZM194 43V42H193ZM257 43V42H256ZM256 43H254V44H256ZM11 44V43H10ZM20 44V43H19ZM51 44V43H50ZM53 44V43H52ZM59 44V43H58ZM57 44V45H58ZM74 44V43H73ZM88 44V43H87ZM94 44H96V43H94ZM162 44H164V42L162 43ZM183 44V42L181 43V45ZM1 45V44H0ZM7 45V44H6ZM38 45V44H37ZM47 45H49V44H47ZM68 45H71L70 43H68ZM75 46H76V44H74ZM74 45H73V47H74ZM91 45V44H90ZM97 45V44H96ZM102 45V44H101ZM105 45V44H104ZM176 45V44H175ZM175 45H174V47H175ZM178 45V44H177ZM231 45V44H230ZM240 45V44H239ZM23 46H25V44L23 45ZM23 46H21V47H23ZM64 46H66V45H64ZM63 46V47H64ZM72 46V45H71ZM84 46V45H83ZM81 47V48H84V47ZM97 46H99V45H97ZM137 46V45H136ZM143 46V45H142ZM164 46V45H163ZM233 46V45H232ZM262 46H263V44H262ZM15 47V46H14ZM13 47V48H14ZM33 47H34V45H33ZM40 47V46H39ZM50 47V46H49ZM55 47V46H54ZM59 47V46H58ZM60 47H62V45L60 46ZM69 47V46H68ZM88 47H89V45H88ZM110 47V46H109ZM139 47V46H138ZM10 48V47H9ZM12 48V49H13ZM20 48V47H19ZM32 48V47H31ZM34 48H36V47H34ZM34 48H32V50L34 49ZM53 48V47H52ZM71 48V47H70ZM77 48V47H76ZM80 48V47H79ZM81 48H80V50H81ZM98 48H101V47H98ZM97 48V49H98ZM106 48V47H105ZM169 48V47H168ZM181 48V47H180ZM183 48V47H182ZM2 49V48H1ZM11 49V50H12ZM18 49V48H17ZM44 49H46V48H44ZM56 49V48H55ZM66 50H67V48H65ZM91 49V48H90ZM159 49H160V47H159ZM159 49H157L158 51H159ZM163 49V48H162ZM229 49V48H228ZM232 49V48H231ZM5 50V49H4ZM7 50V49H6ZM11 50H9V51H11ZM34 50H37V48L36 49H34ZM39 50H41V49H39ZM38 50V51H39ZM57 50V49H56ZM59 50V49H58ZM61 50V49H60ZM69 50V49H68ZM73 50V49H72ZM71 50V51H72ZM100 50V49H99ZM98 50V51H99ZM114 50V49H113ZM154 50V49H153ZM161 50V49H160ZM165 50H166V48H165ZM171 50H173V49H171ZM184 50V49H183ZM188 50V49H187ZM225 50H226V48H225ZM224 50V51H225ZM15 51H16V49H15ZM14 51V52H15ZM25 51V50H24ZM28 51H30V50H28ZM44 51V50H43ZM63 51H64V49H63ZM70 51V52H71ZM133 51H135V50H133ZM151 51H152V49H151ZM150 51V52H151ZM236 51V50H235ZM3 52V51H2ZM5 52V51H4ZM8 52V51H7ZM32 52V51H31ZM30 52V53H31ZM51 52V51H50ZM73 52V51H72ZM71 52V53H72ZM83 52V51H82ZM112 52H115V51H112ZM185 52V51H184ZM190 52V51H189ZM227 52V51H226ZM37 53V52H36ZM96 53V52H95ZM94 53V54H95ZM117 53V52H116ZM116 53H114V54H116ZM152 53V52H151ZM170 53V52H169ZM229 53V52H228ZM38 54V53H37ZM43 54V53H42ZM45 54H47V52L45 53ZM51 54V53H50ZM66 54V53H65ZM104 54V53H103ZM147 54V53H146ZM175 54V53H174ZM183 54H185V53H183ZM226 54V53H225ZM3 55V54H2ZM19 55V54H18ZM33 55V54H32ZM52 55V54H51ZM69 56H70V54H68ZM100 55V54H99ZM108 55V54H107ZM120 55V54H119ZM118 55V56H119ZM135 55V54H134ZM149 55V54H148ZM179 55V54H178ZM181 55H182V53H181ZM227 55H229V54H227ZM226 55V56H227ZM28 56H31L30 54L28 55ZM44 56V55H43ZM50 56V55H49ZM57 56V55H56ZM61 56V55H60ZM66 56V55H65ZM77 56V55H76ZM91 56V55H90ZM97 56V55H96ZM109 56H111L112 57V55H109ZM114 56H116V55H114ZM122 56V55H121ZM125 57H126V55H124ZM172 55H169V57H171ZM185 56H187V54L185 55ZM231 56V55H230ZM230 56H228L229 58H230ZM8 57V56H7ZM32 57V56H31ZM39 57H40V55H39ZM99 57V56H98ZM108 57V56H107ZM106 57V58H107ZM139 57V56H138ZM159 57V56H158ZM157 57V58H158ZM167 57V56H166ZM192 57V56H191ZM227 57V58H228ZM20 58H21V56H20ZM23 58H24V56H23ZM47 58H48V56H47ZM60 58V57H59ZM65 58V57H64ZM68 58H70V57H68ZM68 58H67V60H68ZM74 58H76V57H74ZM74 58H73V60H74ZM79 58V57H78ZM94 58H95V56H94ZM99 58H101V57H99ZM99 58H97V60L99 59ZM114 58V57H113ZM134 58V57H133ZM133 58H131V59H133ZM186 58V57H185ZM0 59H1V57H0ZM34 59V58H33ZM35 59H38V58H35ZM41 59V58H40ZM45 58L43 57V60H44ZM51 59V58H50ZM80 59V58H79ZM87 59V58H86ZM89 59H90V57H89ZM96 59V58H95ZM94 59V60H95ZM103 59H104V56H103ZM112 59V58H111ZM122 59V58H121ZM127 59V58H126ZM143 59V58H142ZM156 59V58H155ZM163 59V58H162ZM167 59V58H166ZM224 59V58H223ZM226 59V58H225ZM232 59H234V57L232 58ZM16 60V59H15ZM26 60V59H25ZM24 60V64H25V61ZM39 60V59H38ZM54 60V59H53ZM65 60V59H64ZM72 60V59H71ZM90 60H93V59H90ZM102 60V59H101ZM110 60V59H109ZM135 60V59H134ZM140 60V59H139ZM157 60V59H156ZM220 60V59H219ZM228 60V59H227ZM13 60H11V62H12ZM27 61H30V60H27ZM31 61H34V60H31ZM57 61V60H56ZM62 61V60H61ZM76 61H77V59H76ZM82 61V60H81ZM81 61H79V62H81ZM106 61V60H105ZM108 61V60H107ZM111 61V60H110ZM116 61V60H115ZM118 61H119V58H118ZM129 61V60H128ZM141 61V60H140ZM163 61H164V59H163ZM17 62H18V60H17ZM16 62V63H17ZM19 62H21V61H19ZM48 62H50V61H48ZM53 61L51 60V63H52ZM65 62V61H64ZM91 62V61H90ZM96 62H99V61H96ZM117 62V61H116ZM134 62V61H133ZM138 62V61H137ZM152 62V61H151ZM168 62H170V61H168ZM173 62V61H172ZM171 62V64H173ZM175 62V61H174ZM217 62V61H216ZM222 62V61H221ZM6 63H8V62H6ZM5 63V64H6ZM15 63V64H16ZM30 63V62H29ZM34 63H37V61H35ZM41 63V62H40ZM44 63V62H43ZM61 63V62H60ZM66 63V62H65ZM70 63V62H69ZM71 63H73L72 61H71ZM112 63V62H111ZM115 63V62H114ZM124 63V62H123ZM132 63V62H131ZM136 63V62H135ZM140 63V62H139ZM217 63H219V62H217ZM231 63V62H230ZM4 64V63H3ZM9 64V63H8ZM13 64V63H12ZM53 64H55V62L53 63ZM56 64H58V63H56ZM64 64V63H63ZM79 64H81V63H79ZM84 64V63H83ZM97 64V63H96ZM96 64H94L93 66L95 67V65ZM101 64H102V61H101ZM126 64V63H125ZM153 64V63H152ZM169 64V63H168ZM190 64V63H189ZM195 64V63H194ZM23 65V64H22ZM42 65V64H41ZM82 65V64H81ZM91 64H89V66H90ZM100 65V64H99ZM98 65V66H99ZM122 63H121V60L119 61V68L121 67L122 68ZM131 65V64H130ZM135 65V64H134ZM148 65V64H147ZM153 65H155V64H153ZM162 65V64H161ZM173 65H175V64H173ZM181 65V64H180ZM185 65V64H184ZM226 65H227V63H226ZM1 66V65H0ZM10 66V65H9ZM61 66V65H60ZM80 66V65H79ZM102 66V65H101ZM103 66H105V65H103ZM108 66H109V64H108ZM128 66H129V63H128ZM132 66V65H131ZM152 66V65H151ZM181 66H183V65H181ZM189 66H192L191 64L189 65ZM196 66V65H195ZM221 66V65H220ZM11 67V66H10ZM35 67H37V66H35ZM51 67V66H50ZM49 67V68H50ZM58 67H59V65H58ZM66 67V66H65ZM68 67V66H67ZM73 67V66H72ZM83 67H85V66H83ZM92 67V66H91ZM94 67H93V69H94ZM105 67H107V66H105ZM136 67H137V65H136ZM149 67H150V64H149ZM155 67V66H154ZM193 67V66H192ZM19 68V67H18ZM22 68H24V67H22ZM30 68H32V67H30ZM39 68V67H38ZM48 68V67H47ZM54 68H57V65L56 66H54ZM64 68V67H63ZM108 68V67H107ZM144 68V67H143ZM157 68V67H156ZM160 68H161V66H160ZM180 68V67H179ZM182 68V67H181ZM186 68H187V66H186ZM225 67H223V69H224ZM14 69V68H13ZM70 69V68H69ZM68 69V70H69ZM76 70H74L75 72H74V75H73V79H74V81L76 82V83H78V84H80L79 86L80 87H83L82 85L83 84H85V76L83 75V73H82V70H81V68H75ZM84 69V68H83ZM130 69H132V68H130ZM138 69V68H137ZM137 69H135V70H137ZM148 69H150V68H148ZM155 69V68H154ZM170 69V68H169ZM172 69V68H171ZM175 69V68H174ZM189 69H190V67H189ZM48 70V69H47ZM56 70V69H55ZM92 70V69H91ZM95 70V69H94ZM101 70H102V67H101ZM103 70H104V68H103ZM111 70V69H110ZM113 70V69H112ZM117 71H118V69H116ZM116 70H115V72H116ZM120 70V69H119ZM134 70V71H135ZM158 70V69H157ZM156 70V71H157ZM160 71H161V69H159ZM163 70V69H162ZM188 70V69H187ZM226 70H228L227 68H226ZM1 71V70H0ZM12 71H14V70H12ZM31 71V70H30ZM38 71V70H37ZM49 71V70H48ZM47 71V72H48ZM57 71V70H56ZM60 71V70H59ZM58 71V72H59ZM62 71V70H61ZM71 71H73V70H71ZM87 71V70H86ZM90 71V70H89ZM89 71H87V72H89ZM122 71H123V68H122ZM130 71H132V70H130ZM165 71V70H164ZM173 71V70H172ZM193 70L192 71H189L188 70V72L190 73V72H194ZM11 72V71H10ZM16 72V71H15ZM25 72V71H24ZM43 72H44V70H43ZM46 72V71H45ZM53 72V71H52ZM67 72V71H66ZM86 72V73H87ZM92 72V71H91ZM90 72V73H91ZM95 72V71H94ZM97 72V71H96ZM95 72V73H96ZM141 72V71H140ZM176 72H178L177 70H176ZM185 72H187V71H185ZM3 73V72H2ZM14 73V72H13ZM21 73V72H20ZM26 73V72H25ZM28 73H29V71H28ZM27 73V74H28ZM36 73V72H35ZM50 73V72H49ZM61 73V72H60ZM70 73V72H69ZM89 73V74H90ZM94 73V74H95ZM108 73H111L110 71L108 72ZM125 73V72H124ZM138 73V72H137ZM143 73H144V69H143ZM166 73V72H165ZM164 73V74H165ZM171 73H173V72H171ZM225 73V72H224ZM227 73V72H226ZM8 74H9V72H8ZM12 74V73H11ZM24 74V73H23ZM34 74V73H33ZM55 74V73H54ZM53 74V75H54ZM63 74V73H62ZM65 74V73H64ZM93 74V73H92ZM101 74H102V72H101ZM119 74V73H118ZM134 74H136V73H134ZM141 74V73H140ZM139 74V75H140ZM174 74H176V73H174ZM178 74V73H177ZM176 74V75H177ZM191 74V73H190ZM26 75V74H25ZM35 75V74H34ZM46 75H47V73H46ZM96 75V74H95ZM112 75V74H111ZM116 75V74H115ZM125 75V74H124ZM126 75H127V73H126ZM173 75V74H172ZM179 75V74H178ZM182 75V74H181ZM185 75H187V74H185ZM32 76V75H31ZM31 76H29V77H31ZM37 76V75H36ZM62 76V75H61ZM68 76H70V75H68ZM89 76V75H88ZM92 76V75H91ZM101 76V75H100ZM120 76V75H119ZM135 76V75H134ZM180 76V75H179ZM189 76V75H188ZM245 76V77H244ZM247 76H249L248 77V79L246 80V81H244L243 83H241V84H239V86H238V83H239V80L240 79H242V78H245L246 79V77ZM13 77V76H12ZM20 77V76H19ZM33 77V76H32ZM45 77V76H44ZM52 77V76H51ZM60 77V76H59ZM72 77V76H71ZM93 77V76H92ZM96 77V76H95ZM112 77V76H111ZM110 77V78H111ZM113 77H115V76H113ZM117 77V76H116ZM128 77V76H127ZM136 77H137V74H136ZM141 77V76H140ZM139 77V78H140ZM143 77V76H142ZM141 77V78H142ZM173 77V76H172ZM185 77V76H184ZM2 78V77H1ZM4 79H5V77H3ZM22 78H23V76H22ZM26 78V77H25ZM27 78H28V76H27ZM46 78H47V76H46ZM48 78H50V77H48ZM54 78H55V76H54ZM89 78V77H88ZM94 78V77H93ZM93 78H91L90 77V79H93ZM124 78V77H123ZM150 78V77H149ZM157 78H159V77H157ZM175 78V77H174ZM29 79V78H28ZM34 79V78H33ZM45 79V78H44ZM56 79H58V78H56ZM61 79V78H60ZM59 79V80H60ZM107 79H108V76H107ZM115 79V78H114ZM118 79V78H117ZM126 79V78H125ZM143 79H145V78H143ZM146 79H147V77H146ZM161 79V78H160ZM1 80V79H0ZM6 80V79H5ZM4 80V81H5ZM8 80V79H7ZM14 80H16L17 81V79H14ZM35 80H36V78H35ZM47 80V79H46ZM69 80V79H68ZM89 80V79H88ZM94 80V79H93ZM98 80V79H97ZM120 80V79H119ZM129 80H130V78H129ZM141 80V79H140ZM162 80V79H161ZM165 80V79H164ZM168 80H170V79H168ZM167 79H166V81H168ZM11 81V80H10ZM42 82H43V80H41ZM48 81H49V79H48ZM58 81V80H57ZM64 81V80H63ZM92 81V80H91ZM96 81V80H95ZM116 81V80H115ZM121 81H123L122 79H121ZM166 81H164V83L166 82ZM172 81V80H171ZM175 81V80H174ZM8 82V81H7ZM19 82V81H18ZM45 82V81H44ZM44 82H43V84H44ZM65 82V81H64ZM93 82V81H92ZM131 82H132V84L131 85H133V93H134V95L137 97V99H138V101L140 102V104L141 105H146L147 103H148V101H147V97L143 94V92H142V90L138 87V85L136 84V82L134 81V80H131ZM144 82V81H143ZM184 82V81H183ZM11 83H13V82H11ZM34 83V82H33ZM37 83V82H36ZM46 83V82H45ZM53 83V82H52ZM52 83H49V84H52ZM67 83V82H66ZM87 83V82H86ZM123 83V82H122ZM150 83H152V82H150ZM154 83H156V82H154ZM158 83V82H157ZM177 83H179V82H177ZM181 83V82H180ZM7 84H9V83H7ZM20 83H18V85H19ZM38 85H39V83H37ZM64 84V83H63ZM73 84V83H72ZM78 84H76L77 86H78ZM99 84V83H98ZM110 84H111V82H110ZM141 84H144V83H141ZM140 84V85H141ZM159 84V83H158ZM169 84H170V82H169ZM14 85H15V83H14ZM17 85V84H16ZM26 85V84H25ZM33 85V84H32ZM36 85V84H35ZM47 85V84H46ZM58 85H59V83H58ZM67 85H69V83L67 84ZM91 85V84H90ZM94 85V84H93ZM126 85H128L127 83H126ZM145 85V84H144ZM148 85V84H147ZM156 85V84H155ZM163 85V84H162ZM171 85V84H170ZM173 85H175L174 83H173ZM179 85V84H178ZM182 85V84H181ZM184 85V84H183ZM39 86H41V85H39ZM60 86V85H59ZM63 86V85H62ZM86 86H87V84H86ZM85 86V87H86ZM101 86V85H100ZM112 86V85H111ZM115 86V85H114ZM120 86L122 87V85L120 84ZM150 86H151V84H150ZM149 86V87H150ZM158 86V85H157ZM166 85H164V87H165ZM169 86V85H168ZM13 87V86H12ZM20 87V86H19ZM22 87H24V86H22L21 85V88ZM30 87V86H29ZM33 87L35 88L36 86H34L33 85ZM54 87H56V85L54 86ZM71 87H73V86H71ZM87 87H89V85L87 86ZM108 87V86H107ZM113 87V86H112ZM111 87V88H112ZM127 87H129V86H127ZM144 87V86H143ZM175 87V86H174ZM173 87V89H175ZM185 87V86H184ZM4 88V87H3ZM49 88H50V86H49ZM65 88V87H64ZM69 88V87H68ZM76 88V87H75ZM90 88V87H89ZM94 88V87H93ZM101 88V87H100ZM117 88V87H116ZM116 88H114V90L116 89ZM120 88V87H119ZM145 88V87H144ZM166 88V87H165ZM179 88V87H178ZM181 88V87H180ZM6 89V88H5ZM9 89V88H8ZM11 89V88H10ZM44 89H46L45 87H44ZM56 89H58V87L56 88ZM81 89H83V88H81ZM102 89H104V87L102 88ZM101 89V90H102ZM106 89V88H105ZM118 89V88H117ZM121 89V88H120ZM152 89V88H151ZM154 89V88H153ZM157 89V88H156ZM160 89H162V88H160ZM170 89H172V88H170ZM176 89H177V87H176ZM186 89H187V86H186ZM185 89V90H186ZM197 89V90H196ZM236 90L237 89V91L235 92V93H233V92H231V90ZM1 90V89H0ZM42 90V89H41ZM40 90V91H41ZM47 90V89H46ZM45 90V91H46ZM50 90H52V88L50 89ZM54 90V89H53ZM53 90H52V92H53ZM68 90V89H67ZM75 90H77V89H75ZM85 90V89H84ZM96 90V89H95ZM94 90V91H95ZM109 90V89H108ZM150 90V89H149ZM158 90V89H157ZM166 90V89H165ZM180 90V89H179ZM184 90V89H183ZM19 91V90H18ZM25 91H27V90H25ZM54 91H56V90H54ZM58 91H60V90H58ZM72 91V90H71ZM70 90H69V92H71ZM81 91V90H80ZM86 91V90H85ZM93 91V92H94ZM97 91V90H96ZM103 91V90H102ZM110 91V90H109ZM113 91V90H112ZM147 92H149L148 90H146ZM1 92V91H0ZM28 92V91H27ZM38 92V91H37ZM43 92V91H42ZM48 92V91H47ZM65 92H66V90H65ZM77 92V91H76ZM82 92V91H81ZM84 92V91H83ZM119 92H120V90H119ZM154 92H157V91H154ZM160 92V91H159ZM189 92V93H190ZM231 92V93H230ZM6 93V92H5ZM9 93L10 94H12L11 93V91H9ZM26 93V92H25ZM44 93V92H43ZM57 93V92H56ZM68 93V92H67ZM79 93V92H78ZM88 93V92H87ZM97 93V92H96ZM103 93H105V92H103ZM121 93V92H120ZM132 93V92H131ZM151 93H153V90H152V92ZM170 93L172 94L173 92H171L170 91ZM179 93V92H178ZM233 93V94H232ZM3 93H1V95H2ZM7 94V93H6ZM17 94V93H16ZM27 94V93H26ZM26 94H24V95H26ZM45 94V93H44ZM79 94H81V93H79ZM79 94H78V96H79ZM94 94V93H93ZM101 94V93H100ZM99 94V95H100ZM155 94V93H154ZM171 94H169V95H171ZM185 94V93H184ZM4 95V94H3ZM13 95H14V93H13ZM18 95V94H17ZM31 95H32V93H31ZM38 95H40V93L38 94ZM55 95V94H54ZM59 95V94H58ZM72 95H75V94H72ZM89 95H90V93H89ZM114 95V94H113ZM117 95V94H116ZM127 95H129V94H127ZM151 95V94H150ZM156 95H157V93H156ZM160 95V94H159ZM183 95V94H182ZM181 95V96H182ZM187 95V94H186ZM7 96V95H6ZM21 96H22V94H21ZM29 96V98H30V95L28 94L27 95V97ZM45 96V95H44ZM43 96V97H44ZM62 96H63V94H62ZM67 96V95H66ZM71 96V95H70ZM81 96V95H80ZM85 96V95H84ZM110 96H111V94H110ZM134 96V97H135ZM162 96V95H161ZM184 96V95H183ZM188 96H189V94H188ZM4 97V96H3ZM12 98H13V96H11ZM19 97V96H18ZM26 97V96H25ZM26 97V98H27ZM46 97V96H45ZM49 97V96H48ZM47 97V98H48ZM54 98L56 97V95L55 96H53ZM76 97V96H75ZM96 97H97V94H96ZM95 97V98H96ZM99 97V96H98ZM102 97H104V96H102ZM129 97H130V95H129ZM132 97V96H131ZM150 97H152V96H150ZM171 97V96H170ZM174 97V96H173ZM186 97V96H185ZM2 98V97H1ZM11 98V99H12ZM41 98H42V96H41ZM51 98V97H50ZM53 98V99H54ZM65 98V97H64ZM67 98V97H66ZM73 98V97H72ZM164 98V97H163ZM165 98H167L166 96H165ZM3 99H5V98H3ZM18 99V98H17ZM19 99H21V98H19ZM49 99V98H48ZM58 99V98H57ZM79 99V98H78ZM78 99H76V100H78ZM86 99H88V98H86ZM156 99H158V98H156ZM168 99V98H167ZM182 99V98H181ZM180 99V100H181ZM1 100V99H0ZM10 100V99H9ZM8 100V101H9ZM14 100V99H13ZM16 100V99H15ZM59 100V99H58ZM61 100V99H60ZM65 100V99H64ZM64 100H63V103H64ZM68 100V99H67ZM89 100V99H88ZM123 100V99H122ZM135 100V99H134ZM166 100V99H165ZM179 100V101H180ZM187 100V99H186ZM2 101V100H1ZM35 101H37V100H35ZM48 101V100H47ZM62 101V100H61ZM71 101V100H70ZM90 101V100H89ZM112 101H113V99H112ZM125 101H126V99H125ZM133 101V100H132ZM136 102L135 103H137V100H135ZM155 101V104H156V102L157 101H160V100H154ZM163 101V100H162ZM162 101H160V103H163ZM167 101V100H166ZM169 101V100H168ZM12 102V101H11ZM14 102V101H13ZM16 102H18L19 103V100L18 101H16ZM15 102V103H16ZM44 102V101H43ZM50 102V101H49ZM76 102V101H75ZM78 102V101H77ZM85 102V101H84ZM108 102V101H107ZM106 102V103H107ZM110 102H111V100H110ZM182 102V101H181ZM186 102V101H185ZM5 103V102H4ZM4 103H3V105H4ZM10 103V102H9ZM8 103V104H9ZM54 103H55V101H54ZM104 103V102H103ZM102 103V104H103ZM131 103H133V102H131ZM159 103V102H158ZM1 104V103H0ZM7 104V103H6ZM5 104V105H6ZM22 104V103H21ZM26 104V103H25ZM24 104V105H25ZM45 104V103H44ZM57 104V103H56ZM90 104V103H89ZM95 104V103H94ZM109 104V103H108ZM113 104V103H112ZM118 104H120V103H117V104H115L116 105V107H117V105ZM134 104V103H133ZM27 105V106H26ZM25 106L26 107H29L28 106V104H26ZM49 105V104H48ZM62 105V104H61ZM68 105V104H67ZM103 105H105V104H103ZM110 105V104H109ZM122 105V104H121ZM135 105V104H134ZM133 105V106H134ZM158 105V104H157ZM166 105V104H165ZM1 106V105H0ZM9 106V105H8ZM31 106V105H30ZM47 106V105H46ZM70 106H72V105H70ZM75 106V105H74ZM85 106V105H84ZM88 106V105H87ZM98 106H99V104H98ZM102 106V105H101ZM107 106V105H106ZM124 106V105H123ZM132 106V105H131ZM132 106V107H133ZM139 106V105H138ZM137 106V107H138ZM169 106V105H168ZM76 107H78V106H76ZM112 106H110L109 108H111ZM119 107V106H118ZM259 107H261V110H259L258 108ZM4 108V107H3ZM6 108V107H5ZM8 108V107H7ZM12 108H15V107H12ZM19 108H21V106L19 107ZM30 108V107H29ZM49 108V107H48ZM66 108V107H65ZM70 108V107H69ZM86 108V107H85ZM109 108L108 109H106V110H109ZM114 108H115V106H114ZM134 108H136V107H134ZM61 109V108H60ZM63 109V108H62ZM61 109V110H62ZM67 109V108H66ZM77 109V108H76ZM79 109V108H78ZM87 109V108H86ZM88 109H91V108H88ZM99 109V108H98ZM102 109H104V107H102ZM119 109V108H118ZM117 109V110H118ZM140 109V108H139ZM143 109V108H142ZM141 109V110H142ZM160 110H162V108H161V106H160V108H159ZM167 109V108H166ZM4 110V109H3ZM7 110V109H6ZM10 110V109H9ZM12 110V109H11ZM18 110V109H17ZM26 110V113H27V109H25ZM46 110V109H45ZM45 110L43 109V111L45 112ZM80 110V109H79ZM79 110H77V111H79ZM96 110V109H95ZM115 110V109H114ZM135 110V109H134ZM151 110V109H150ZM153 110V109H152ZM171 110V109H170ZM260 112H259V111ZM1 111V110H0ZM23 111V110H22ZM58 111V110H57ZM60 111V110H59ZM83 111H85V110H83ZM83 111H79L80 113H82ZM87 111V110H86ZM140 111V110H139ZM3 112V111H2ZM13 112V111H12ZM14 112H16V111H14ZM24 112V111H23ZM40 112H42V109H41V106H39V104L37 105H34L33 106V111H28V115H29V119L26 121V123H27V125L26 126H24L23 125V123H22V126H23V128H26V130H25V136H26V138L28 139V140H30V142H32L33 141V138H34V136H36V134L37 133H35V130L36 129H34L35 127L34 126H37V124L35 123V122H32L31 121V119H33L34 117H35V113L36 114H38V113H40ZM43 112V113H44ZM62 112V111H61ZM65 112V111H64ZM69 112V111H68ZM91 112V111H90ZM108 112V111H107ZM142 112V111H141ZM163 112H164V110H163ZM163 112H161V113H163ZM18 113V112H17ZM70 113V112H69ZM72 113V112H71ZM84 113V112H83ZM93 113H94V111H93ZM111 113V112H110ZM139 113V112H138ZM2 114V113H1ZM18 114H20V113H18ZM52 114V113H51ZM57 114H59V113H57ZM56 114V115H57ZM97 114V113H96ZM108 114V113H107ZM114 114V113H113ZM137 114V113H136ZM173 114V113H172ZM49 115V114H48ZM47 115V116H48ZM63 115V114H62ZM77 115V114H76ZM78 115H79V113H78ZM90 115V114H89ZM112 115V114H111ZM118 115V114H117ZM144 115V114H143ZM59 116L60 117H62L61 116V114H59ZM67 116H68V114H67ZM136 116V115H135ZM160 116H162V115H160ZM4 117V116H3ZM15 117V116H14ZM49 117V116H48ZM48 117H41V119H40V122H45L44 120L45 119H48ZM69 117V116H68ZM70 117H72L71 115H70ZM69 117V118H70ZM84 117V116H83ZM117 117V116H116ZM134 117V116H133ZM138 117V116H137ZM165 117V116H164ZM54 118V117H53ZM56 118V117H55ZM54 118V119H55ZM82 118V117H81ZM140 118V117H139ZM145 118V117H144ZM147 118V117H146ZM151 118V117H150ZM163 118V117H162ZM167 118V117H166ZM172 118V117H171ZM4 119H7L8 120V118H4ZM12 119V118H11ZM64 119V118H63ZM85 119V118H84ZM92 119V118H91ZM97 119H99V118H97ZM117 119V118H116ZM148 119H149V117H148ZM154 119H157V122H158V118H154ZM179 119V118H178ZM177 118L175 119V120H178ZM12 120H15V119H12ZM50 120V119H49ZM56 120V122H57V119H55ZM65 120V119H64ZM86 120V119H85ZM161 120V119H160ZM163 120V119H162ZM171 120H173V118L171 119ZM6 121V120H5ZM21 121V120H20ZM23 121V120H22ZM34 121V120H33ZM59 121V120H58ZM63 121V120H62ZM66 121V120H65ZM78 121V120H77ZM145 121V120H144ZM146 121H147V119H146ZM156 121V120H155ZM154 121V122H155ZM215 121H217V122H214ZM2 123H3V121H1ZM7 122V121H6ZM37 122V121H36ZM47 122V121H46ZM61 122V121H60ZM71 122V121H70ZM75 122H76V120H75ZM81 122V121H80ZM147 122H149V120L147 121ZM161 122V121H160ZM172 122V121H171ZM177 122H179V121H177ZM177 122H176V124H177ZM244 122H246L247 124H245ZM10 123V122H9ZM9 123H7V124H9ZM42 123H41V125H42ZM51 123V122H50ZM55 123V122H54ZM150 123V122H149ZM181 123V122H180ZM216 123H221L222 125H224V128L223 129H220L217 125H219V124H217L216 125ZM242 123H244V124H242ZM4 124H5V122H4ZM15 124H17V123H15ZM18 124H20V123H18ZM36 124V125H35ZM40 124V123H39ZM38 124V125H39ZM68 124H69V122H68ZM72 124V123H71ZM78 124H79V122H78ZM82 124V123H81ZM155 124V123H154ZM161 124H163L162 122H161ZM41 125H39V126H41ZM47 125V124H46ZM64 125V124H63ZM156 125V124H155ZM172 125V124H171ZM170 125V126H171ZM175 125V124H174ZM245 125H247V126H245ZM5 126H6V124H5ZM20 126V125H19ZM43 126V125H42ZM56 125H54V127H55ZM78 126V125H77ZM149 126H151V125H149ZM161 126V125H160ZM169 126V125H168ZM220 126V125H219ZM16 127V126H15ZM63 127V126H62ZM75 127H76V125H75ZM82 127H83V125H82ZM113 127V128H114ZM158 127V126H157ZM163 127V126H162ZM174 127V126H173ZM178 127H180L179 125H178ZM21 128V127H20ZM38 128V127H37ZM40 128V127H39ZM46 128V127H45ZM57 128V127H56ZM58 128H60L59 126H58ZM57 128V129H58ZM77 128V127H76ZM111 128V127H110ZM151 128V127H150ZM153 128H155V127H153ZM167 128V127H166ZM165 128V129H166ZM181 128V127H180ZM13 129V128H12ZM11 129V130H12ZM16 129V128H15ZM14 129V130H15ZM49 129V128H48ZM52 129V128H51ZM158 129H159V127H158ZM162 129V128H161ZM164 129V128H163ZM173 129H175V128H173ZM199 129L200 130H202L203 131V133H202V137H200V132H199ZM3 129L1 128V131H2ZM17 130L18 131H20L18 128H17ZM17 130H15L16 132H17ZM42 130V129H41ZM63 130V129H62ZM149 130V129H148ZM152 130V129H151ZM157 130V129H156ZM170 130V129H169ZM4 131V130H3ZM8 131V130H7ZM24 131V130H23ZM43 131V130H42ZM50 131V130H49ZM52 131H54L53 129H52ZM59 131V130H58ZM64 131V130H63ZM67 131V130H66ZM72 130H69V132H71ZM83 131V130H82ZM155 131V130H154ZM165 131V130H164ZM173 131V130H172ZM9 132V131H8ZM13 132V131H12ZM40 133V135L42 136V132L41 131H39ZM56 132V131H55ZM76 132V131H75ZM80 132H81V129L79 130V135H80ZM159 132V131H158ZM157 132V133H158ZM166 132H168V130L166 131ZM171 132V131H170ZM176 132V131H175ZM3 133V132H2ZM14 133V132H13ZM13 133H11V134H13ZM45 133V132H44ZM48 133V132H47ZM50 133H53V132H50ZM49 133V134H50ZM57 133V132H56ZM55 133V134H56ZM61 133V132H60ZM77 133V134H78ZM156 133V132H155ZM172 133H174V132H172ZM171 133V134H172ZM178 133V132H177ZM214 133H216V134H214ZM4 134V133H3ZM22 134V133H21ZM59 134V133H58ZM68 134V133H67ZM17 135H18V133H17ZM69 135V134H68ZM76 135V134H75ZM79 135H77V136H79ZM173 135H175V134H173ZM1 136V135H0ZM5 136H6V134H5ZM8 136V135H7ZM12 136V135H11ZM14 136V135H13ZM13 136H12V138L11 139H13ZM18 136H20V135H18ZM39 136V135H38ZM49 136V135H48ZM52 136V135H51ZM56 136H57V134H56ZM61 136V135H60ZM63 136V135H62ZM114 136H116V137H114ZM153 136H154V134H153ZM156 136V135H155ZM163 136H164V134H163ZM10 137V136H9ZM16 137V136H15ZM43 137V136H42ZM50 137V136H49ZM57 137H59V136H57ZM74 137V136H73ZM160 137V136H159ZM162 137V136H161ZM168 137V136H167ZM166 137V138H167ZM174 137V136H173ZM7 138V137H6ZM23 138V137H22ZM55 138V137H54ZM76 138V137H75ZM120 139V141H121V144H122V148L124 149V151L122 152V150L123 149H121V148H118V147H116V145H115V148H111L110 149V147H111V142L114 140L115 142H116V140L117 139ZM163 138H165V137H163ZM172 138V137H171ZM177 138V137H176ZM3 139V138H2ZM63 139V138H62ZM68 139V138H67ZM153 139H155V138H153ZM174 139V138H173ZM8 140V139H7ZM37 140V139H36ZM44 140V139H43ZM52 140V139H51ZM59 140V139H58ZM70 140V139H69ZM3 141V140H2ZM48 141V140H47ZM47 141H46V143H47ZM60 141V140H59ZM74 141V140H73ZM168 141V140H167ZM10 142V141H9ZM12 142V141H11ZM20 143H21V141H19ZM49 142V141H48ZM53 142V141H52ZM56 142V141H55ZM67 142H68V140H67ZM72 142V141H71ZM119 142V141H118ZM2 143V142H1ZM4 143V142H3ZM19 143V144H20ZM28 143V142H27ZM155 143V144H154ZM163 144L165 143V141L164 142H162ZM11 144V143H10ZM13 144V143H12ZM15 144H17L18 145V142H16ZM26 144V143H25ZM40 144H42V143H40ZM44 144V143H43ZM61 144V143H60ZM62 144H65V143H62ZM70 144V143H69ZM69 144L67 145V147H69ZM71 144H73V143H71ZM168 144V143H167ZM166 144V146L168 147V145ZM171 144V143H170ZM173 144H174V142H173ZM232 144H231V146H232ZM3 145V144H2ZM6 145V144H5ZM8 145V144H7ZM6 145V146H7ZM16 145V146H17ZM23 145V144H22ZM21 145V146H22ZM33 145V144H32ZM48 145V144H47ZM54 145V144H53ZM9 146V145H8ZM28 146V145H27ZM26 146V147H27ZM37 146V145H36ZM39 146V145H38ZM43 146V145H42ZM66 146V145H65ZM71 146V145H70ZM120 146V145H119ZM226 146V145H225ZM224 146V147H225ZM0 147H1V145H0ZM10 147V146H9ZM15 147V146H14ZM18 147V146H17ZM23 147L26 149V147L23 145ZM31 147V146H30ZM40 147V146H39ZM53 147H55V146H53ZM58 147V146H57ZM73 147H75L74 145H73ZM77 147V146H76ZM5 148V147H4ZM16 148V147H15ZM32 148H33V146H32ZM60 148V147H59ZM66 148V147H65ZM227 148H228V146H227ZM249 148V149H250ZM27 149H28V147H27ZM31 149V148H30ZM48 149V148H47ZM173 149V148H172ZM177 149V148H176ZM225 149V148H224ZM235 149V148H234ZM239 149V148H238ZM2 150V149H1ZM4 150V149H3ZM23 152H24V150L23 149H21ZM39 150H41V149H39ZM169 150V149H168ZM14 151V150H13ZM29 151V150H28ZM51 151V150H50ZM55 151V150H54ZM58 151V150H57ZM68 151H69V149H68ZM171 151V150H170ZM169 151V152H170ZM175 150H173L171 153H173ZM1 152V151H0ZM3 152V151H2ZM7 152V151H6ZM27 152V151H26ZM31 152H32V150H31ZM42 152H45V151H42ZM59 152V151H58ZM181 152H179V153H181ZM243 152H246V150L245 149H243ZM14 153V152H13ZM34 153V152H33ZM54 153V152H53ZM247 153V152H246ZM7 154H10L9 152L7 153ZM6 154V155H7ZM17 154H18V151H17ZM21 154V153H20ZM30 154V153H29ZM47 154V153H46ZM45 154V155H46ZM66 154V153H65ZM69 154V153H68ZM162 154V153H161ZM176 154H177V151H176ZM1 155H3L2 153H1ZM5 155V156H6ZM22 155H24V154H22ZM26 155V154H25ZM25 155H24V157H25ZM37 155V154H36ZM40 155V154H39ZM38 155V156H39ZM44 155V153L41 155V156H43ZM55 155H56V153H55ZM61 155V154H60ZM166 155H168V154H166ZM174 155V154H173ZM4 156V155H3ZM10 156V155H9ZM19 156V155H18ZM50 156V155H49ZM171 156V155H170ZM181 156V155H180ZM11 157V156H10ZM13 157V156H12ZM20 157V156H19ZM27 157V156H26ZM46 158H47V156H45ZM51 157V156H50ZM70 157V156H69ZM165 157V156H164ZM173 157H175V156H173ZM178 157V156H177ZM177 157H175V158H177ZM6 158H8V156L6 157ZM16 158H18V157H16ZM15 158V159H16ZM23 157H21V159H22ZM29 158V157H28ZM27 158V159H28ZM67 158V157H66ZM73 158V157H72ZM71 158V159H72ZM182 158V157H181ZM1 159V158H0ZM10 159V158H9ZM37 159H38V157H37ZM42 159H44V156H43V158ZM63 159V158H62ZM74 159V158H73ZM148 159V160H149ZM174 159V158H173ZM2 160H4V159H2ZM14 160V159H13ZM23 160V159H22ZM36 160V159H35ZM45 160V159H44ZM118 160V159H117ZM127 161H129L128 159H126ZM125 160V161H126ZM182 160V159H181ZM15 161V160H14ZM37 161H39V159L37 160ZM45 161H47V159L45 160ZM66 161V160H65ZM81 161V160H80ZM183 161V160H182ZM3 162V161H2ZM13 162V161H12ZM18 162V161H17ZM16 162V163H17ZM24 162V161H23ZM29 162H30V160H29ZM53 162V161H52ZM61 162V161H60ZM69 162V160L67 159V163ZM78 162V161H77ZM100 162V163H99ZM105 162H107L106 164H105ZM130 162V161H129ZM132 162V161H131ZM139 162V161H138ZM28 163V162H27ZM44 163V162H43ZM48 163V162H47ZM54 163V162H53ZM59 163V162H58ZM62 163V162H61ZM60 163V164H61ZM66 163V162H65ZM64 163V164H65ZM70 163V162H69ZM76 163V162H75ZM84 163V162H83ZM180 163V162H179ZM9 164V163H8ZM13 164V163H12ZM15 164V163H14ZM30 164V163H29ZM39 164V163H38ZM72 164V163H71ZM145 164V163H144ZM149 164H151V163H149ZM165 164H166V162H165ZM37 165V164H36ZM46 165V164H45ZM45 165H44V169H45ZM53 165V164H52ZM75 165V164H74ZM124 165V164H123ZM128 165V164H127ZM147 165V164H146ZM1 166V165H0ZM6 166H7V164H6ZM12 166V165H11ZM73 166V165H72ZM78 165L76 164V167H77ZM80 166V165H79ZM115 166V165H114ZM148 166V165H147ZM164 166V165H163ZM172 166V165H171ZM13 167V166H12ZM12 167H11V169H12ZM17 168H18V166H16ZM23 167H25V166H23ZM22 167V168H23ZM27 167H28V164H27ZM47 167V166H46ZM50 167V166H49ZM49 167H47V168H49ZM75 167V166H74ZM107 167H106V169H107ZM122 167V166H121ZM124 167V166H123ZM136 167V166H135ZM135 167H133V168H135ZM174 167H175V164H174ZM189 167V168H188ZM231 167H233L234 169V171H232V172H234V173H230V171L232 170L231 169ZM4 168V167H3ZM16 168V169H17ZM21 168V169H22ZM53 168V167H52ZM68 168H69V166H68ZM72 168V167H71ZM111 168V167H110ZM196 168V167H195ZM16 169H14V170H16ZM39 169H40V167H39ZM43 169V170H44ZM66 169V168H65ZM78 169V168H77ZM76 169V170H77ZM113 169V168H112ZM115 169V168H114ZM118 169H121V168H118ZM126 169V168H125ZM174 169V168H173ZM18 170V169H17ZM23 170H25V168L23 169ZM27 170H28V168H27ZM60 170H62V169H60ZM67 170V169H66ZM99 170V169H98ZM109 170L110 169H108V173L109 174H111V172L112 171H114V170H112L111 172H109ZM117 170V169H116ZM127 170V169H126ZM136 170V169H135ZM135 170H133L132 172H135ZM180 170V169H179ZM3 171V170H2ZM11 171V170H10ZM34 171V170H33ZM40 171V170H39ZM47 171H49V170H47ZM69 171V170H68ZM106 171V170H105ZM125 171V170H124ZM144 171V172H143ZM21 172V171H20ZM24 172V171H23ZM29 172H31L30 170H29ZM55 172H57V171H55ZM64 172V171H63ZM63 172H61V173H63ZM116 172V171H115ZM114 172V173H115ZM132 172H131V174H132ZM137 172V171H136ZM170 172V171H169ZM177 172V171H176ZM179 172V171H178ZM181 172V171H180ZM187 172V171H186ZM2 173H4V172H2ZM17 173V172H16ZM43 173V172H42ZM45 173V172H44ZM43 173V174H44ZM48 173V172H47ZM72 173V172H71ZM70 173V174H71ZM87 173V172H86ZM100 173V172H99ZM98 172H97V174H99ZM113 173V174H114ZM117 173V172H116ZM126 173V172H125ZM182 173H184V171L182 172ZM10 174H13V171H12V173H10ZM20 174V173H19ZM24 174H26V173H24ZM43 174H41V175H43ZM46 174V173H45ZM59 174V173H58ZM58 174H56V175H58ZM83 174V173H82ZM85 174V173H84ZM101 174V173H100ZM118 174V173H117ZM169 174V173H168ZM189 174V173H188ZM189 174V175H190ZM245 175V174H247V177L246 178H242L243 176L242 175ZM51 175V174H50ZM53 175V174H52ZM69 175V174H68ZM71 175H73V174H71ZM76 175V174H75ZM121 175V174H120ZM164 175V174H163ZM192 175V174H191ZM191 175H190V177H191ZM4 176V175H3ZM14 176H15V174H14ZM48 176V175H47ZM54 176V175H53ZM60 176V175H59ZM64 176H65V174H64ZM67 176V175H66ZM70 176V175H69ZM90 176V177H91ZM103 176V175H102ZM113 176V175H112ZM117 176V175H116ZM118 176H119V174H118ZM124 176V175H123ZM167 176V175H166ZM171 176H170V178H171ZM176 176V175H175ZM186 176V175H185ZM12 177H13V175H12ZM19 177H20V175H19ZM22 177H23V175H22ZM25 177V176H24ZM37 177V176H36ZM43 177H45V175L43 176ZM52 177V176H51ZM63 177V176H62ZM75 176H72V179L74 178ZM81 177V176H80ZM86 177H87V175H86ZM95 177H97L96 175H95ZM101 176L99 175V178H100ZM104 177H106V176H104ZM126 177V176H125ZM187 177V176H186ZM220 177V179H218ZM15 178V177H14ZM17 179H18V177H16ZM15 178V180H17ZM54 178V177H53ZM67 178V177H66ZM83 178V177H82ZM107 178V177H106ZM105 178V179H106ZM115 178V177H114ZM164 178H165V176H164ZM167 178V177H166ZM169 178V177H168ZM182 178V177H181ZM192 178V177H191ZM10 179V178H9ZM25 179V178H24ZM41 179H42V177H41ZM47 179H49V176H48V178ZM69 179V178H68ZM71 179V178H70ZM71 179V180H72ZM77 179V178H76ZM84 179V178H83ZM83 179H82V181H83ZM91 179V178H90ZM103 179V178H102ZM124 179V178H123ZM177 179V178H176ZM180 179V178H179ZM196 179V178H195ZM19 180V179H18ZM28 180V179H27ZM30 180V179H29ZM35 180H36V178H35ZM44 180H46V179H43V182H44ZM53 180V179H52ZM60 180V179H59ZM107 180V179H106ZM117 180V179H116ZM178 180V179H177ZM182 181H185V179L183 180V179H181ZM193 180V179H192ZM217 180H220V181H217ZM234 180H237V183H233V181ZM1 181V180H0ZM22 181V180H21ZM39 181V180H38ZM49 181H51V180H49ZM66 181V180H65ZM75 181V180H74ZM80 181V180H79ZM97 181V180H96ZM102 181V180H101ZM101 181H99V182H101ZM14 182V181H13ZM23 182V181H22ZM64 182V181H63ZM62 182V184H66V183H63ZM67 182V181H66ZM76 182H78V181H76ZM91 182V181H90ZM90 182H88V180H87V184L89 185L90 184ZM103 182V181H102ZM108 182V181H107ZM118 182V181H117ZM122 182V181H121ZM124 182V181H123ZM122 182V183H123ZM178 182H180V181H178ZM11 183H12V180H11ZM16 183V182H15ZM17 183H19L20 184V181H17ZM45 183V182H44ZM49 183V182H48ZM60 183V182H59ZM70 183V182H69ZM74 183V182H73ZM73 183H71V184H73ZM80 183H81V181H80ZM79 183V184H80ZM94 183V182H93ZM105 183V182H104ZM112 183H114L113 181H112ZM119 183H120V181H119ZM118 183V184H119ZM7 184H8V182H7ZM24 184V183H23ZM29 184V183H28ZM35 184V183H34ZM38 184V183H37ZM46 184V183H45ZM45 184H43V186L45 185ZM53 184V183H52ZM61 184V183H60ZM70 184V185H71ZM83 184V183H82ZM85 184V183H84ZM83 184V185H84ZM111 184V183H110ZM178 184V183H177ZM193 184V183H192ZM27 185V184H26ZM25 185V186H26ZM39 185V184H38ZM50 185V184H49ZM67 185V184H66ZM93 185V184H92ZM91 185V186H92ZM113 185H115V183L113 184ZM121 185V184H120ZM1 186V185H0ZM18 186V185H17ZM21 186V185H20ZM23 186V185H22ZM28 186V185H27ZM52 186V185H51ZM55 186V185H54ZM60 186V185H59ZM76 186V185H75ZM94 186H95V189H96V195L97 196H101L102 195V190L101 189H99V187H98V185L96 184V183H94ZM14 187V186H13ZM32 187V186H31ZM45 187H47L48 188V186H46L45 185ZM58 187V185L56 186V188ZM61 187V186H60ZM62 187H63V185H62ZM62 187H61V190H62ZM73 187V186H72ZM84 187V186H83ZM90 187V186H89ZM114 187V186H113ZM121 187H122V185H121ZM185 187V186H184ZM197 187V186H196ZM215 187H216V185H215ZM24 188V187H23ZM28 188V187H27ZM33 188V187H32ZM59 188V187H58ZM66 188V187H65ZM68 188V187H67ZM80 187H78L77 189H79ZM101 188V187H100ZM131 188V189H130ZM180 188H182L181 186H180ZM192 188V187H191ZM198 188V187H197ZM5 189V188H4ZM16 189H18V188H16ZM25 189V188H24ZM70 189H71V186H70ZM75 189H76V187H75ZM93 189V188H92ZM105 190L107 189V188H104ZM103 189V190H104ZM109 189H110V187H109ZM111 189H113V188H111ZM119 189V188H118ZM188 189H190V188H188ZM194 189L195 190H197L195 187H194ZM199 189V188H198ZM203 189V190H204ZM214 189V188H213ZM217 189V188H216ZM41 190V189H40ZM60 190V191H61ZM73 190V189H72ZM87 190V189H86ZM90 190V189H89ZM108 190V189H107ZM107 190H106V192H107ZM114 190V189H113ZM194 190V191H195ZM202 190V191H203ZM26 191V190H25ZM36 191V190H35ZM35 191H33V192H35ZM38 191V190H37ZM58 191V190H57ZM66 191V190H65ZM64 191V192H65ZM79 190H77V192H78ZM92 191V190H91ZM115 191V190H114ZM171 191V190H170ZM174 191V190H173ZM179 191V190H178ZM177 191V192H178ZM188 191V190H187ZM189 191H191V190H189ZM198 191V190H197ZM214 191H216L215 189H214ZM2 192H3V190H2ZM6 192V191H5ZM40 192V191H39ZM41 192H43V191H41ZM45 192V191H44ZM68 192V191H67ZM66 192V193H67ZM105 192V191H104ZM111 191H109L108 193H110ZM119 192V191H118ZM127 192V191H126ZM161 192H163V193H161ZM49 193V192H48ZM47 193V194H48ZM55 193V192H54ZM63 193V192H62ZM73 193V192H72ZM71 193V194H72ZM94 193V192H93ZM117 193V192H116ZM142 193H144V195H142ZM193 193V192H192ZM195 193H196V191H195ZM194 193V194H195ZM198 193H199V191H198ZM202 193H204V192H202ZM29 193H27V195H28ZM70 194V193H69ZM104 194V193H103ZM118 194V193H117ZM174 194V193H173ZM175 194H176V192H175ZM183 194V193H182ZM193 194V195H194ZM199 194H201V193H199ZM198 194V195H199ZM212 194V193H211ZM4 195V194H3ZM23 195V194H22ZM33 195V194H32ZM37 195H38V193H37ZM41 195V194H40ZM43 195H46V192H45V194H42V196ZM49 195H50V193H49ZM60 195V194H59ZM65 195V194H64ZM106 195V194H105ZM109 195H111L112 196V194L110 193ZM108 195V196H109ZM113 195H114V193H113ZM131 195V196H132ZM195 195H197V193L195 194ZM197 195V196H198ZM201 195H203V194H201ZM207 195V194H206ZM12 196H14V195H12ZM66 196V195H65ZM96 196V197H97ZM107 196V197H108ZM120 196H121V194H120ZM166 196H169V198L168 197H166ZM178 196H179V194H178ZM6 197H7V195H6ZM16 197V196H15ZM21 197V196H20ZM23 197V196H22ZM25 197V196H24ZM45 197V196H44ZM48 197V196H47ZM64 197V196H63ZM68 197H69V195H68ZM73 197H74V195H73ZM103 197V196H102ZM101 197V198H102ZM113 197H115V196H113ZM117 197H119V195L117 196ZM135 197V196H134ZM183 197V196H182ZM185 197V196H184ZM194 197H196V196H194ZM202 197V196H201ZM214 197V196H213ZM212 197V198H213ZM3 198H4V196H3ZM27 198V197H26ZM33 198V197H32ZM37 198H38V196H37ZM43 198V197H42ZM53 198V197H52ZM55 198H56V196H55ZM85 198V197H84ZM84 198L82 199L83 201H84ZM120 198V197H119ZM125 198V197H124ZM139 198V197H138ZM181 198V197H180ZM188 198V197H187ZM206 198V197H205ZM29 200H30V198H28ZM39 199V198H38ZM44 199V198H43ZM60 199H61V195H60ZM78 199V198H77ZM76 199V200H77ZM89 199V198H88ZM92 199V198H91ZM94 199V198H93ZM100 199V198H99ZM183 199V198H182ZM185 199H186V197H185ZM188 199H190V198H188ZM208 199V198H207ZM209 199H210V197H209ZM29 200H27V201H29ZM39 200H42V199H39ZM46 200V199H45ZM48 200H50V199H48ZM98 200V199H97ZM101 200V199H100ZM105 200V199H104ZM109 200V199H108ZM121 200V199H120ZM123 200H126V198L125 199H123ZM122 200V201H123ZM178 200H180V199H178ZM184 200V199H183ZM192 200H193V198H192ZM198 200V199H197ZM197 200H195L194 199V201H197ZM200 200V199H199ZM204 200H206V199H204ZM26 201V202H27ZM42 201H44V200H42ZM47 201V200H46ZM45 201V202H46ZM51 201V200H50ZM59 201V200H58ZM65 201L66 202H68V203H66V204H70L69 202H71V198H67V196H66V198H65ZM73 201H74V199H73ZM78 201V203H79V200H77ZM86 201H87V199H86ZM96 201V200H95ZM99 201V200H98ZM110 201V200H109ZM108 201V202H109ZM113 201V200H112ZM115 201H118V199L117 200H115ZM127 201V200H126ZM139 201V200H138ZM141 201V200H140ZM139 201V202H140ZM143 201H144V199H143ZM149 201V200H148ZM147 201V202H148ZM180 201H182V200H180ZM22 202L23 201H21V204H22ZM34 202V201H33ZM82 202V201H81ZM100 202V201H99ZM99 202L98 203H95V204H93L94 205V209L96 208H98L99 209ZM150 202V201H149ZM205 202V201H204ZM40 203V202H39ZM51 203V202H50ZM49 203V204H50ZM56 203V202H55ZM55 203H53V204H55ZM64 203V202H63ZM71 203H73V202H71ZM77 203V204H78ZM90 203V202H89ZM93 203V202H92ZM104 203V202H103ZM102 203V204H103ZM110 203V202H109ZM112 203V202H111ZM117 203V202H116ZM120 203H121V201H120ZM127 204H125V205H122V207H124V208H132L133 207V201L130 199V200H128L127 202H126ZM142 203V202H141ZM179 203V204H180ZM196 203V202H195ZM198 203V202H197ZM21 204H20V206H21ZM29 204V203H28ZM80 204V203H79ZM87 204V203H86ZM101 204V203H100ZM108 204V203H107ZM107 204H105V205H107ZM115 204V203H114ZM121 204H123V203H121ZM147 204V203H146ZM149 204V203H148ZM17 205V204H16ZM26 205V204H25ZM38 205V204H37ZM58 205V204H57ZM73 205V204H72ZM76 205V204H75ZM83 206V204H80V206ZM90 205V204H89ZM88 205V206H89ZM119 205V204H118ZM145 205V204H144ZM154 205V204H153ZM24 206V205H23ZM30 206V205H29ZM33 206H35L34 204L32 205V206H30V207H33ZM85 206V205H84ZM104 206V205H103ZM108 206V205H107ZM106 206V207H107ZM136 206V205H135ZM139 206H142V205H139ZM139 206H138V208H139ZM196 206V205H195ZM12 207V206H11ZM52 207V206H51ZM70 207V206H69ZM74 207V206H73ZM115 207V206H114ZM143 207V206H142ZM147 207V206H146ZM145 207V208H146ZM150 207H152V206H150ZM181 207V208H182ZM196 207H198V206H196ZM57 208V207H56ZM67 208V207H66ZM65 208V209H66ZM117 208H119V210H120V208L121 207H117ZM144 208V209H145ZM148 208V207H147ZM10 209V208H9ZM17 209V208H16ZM43 209V208H42ZM49 209H51V208H49ZM53 209L55 210V208L53 207ZM52 209V210H53ZM70 209V208H69ZM73 209V208H72ZM76 209H78L77 207H76ZM81 209V208H80ZM109 209V208H108ZM114 209H116V208H114ZM136 209H137V207H136ZM5 210H7V209H5ZM31 210V209H30ZM57 210V209H56ZM127 210V209H126ZM133 210V209H132ZM149 210H150V208H149ZM3 211V210H2ZM1 211V212H2ZM10 211H12V208L10 209ZM9 211V212H10ZM16 211V210H15ZM59 211H60V209H59ZM73 212H74V210H72ZM71 211V212H72ZM85 211H87V210H85ZM93 211H95V210H93ZM99 211V210H98ZM104 211V210H103ZM106 211V210H105ZM121 211V210H120ZM125 211V210H124ZM124 211H122L121 212V215L122 214H124ZM128 211H130V210H128ZM140 211V210H139ZM24 212V211H23ZM57 212V211H56ZM63 212V211H62ZM65 212H66V210H65ZM76 212V211H75ZM84 212V211H83ZM82 212V213H83ZM89 212H92V211H89ZM107 212V211H106ZM126 212V211H125ZM39 213V212H38ZM37 213V214H38ZM69 213V212H68ZM78 212H76V214H77ZM99 213V212H98ZM109 213H110V211H109ZM132 213V212H131ZM3 214V213H2ZM9 214V213H8ZM14 214V213H13ZM43 214H44V212H43ZM54 214V213H53ZM57 214H58V212H57ZM59 214H61V212L59 213ZM72 214V213H71ZM80 214V213H79ZM88 214V213H87ZM92 214H94V213H92ZM100 215L101 214H103V213H99ZM108 214V213H107ZM111 214V213H110ZM128 214V213H127ZM130 214V213H129ZM136 214V213H135ZM6 215V214H5ZM30 215V214H29ZM40 215H42L41 213H40ZM46 215V214H45ZM69 215V214H68ZM112 215V214H111ZM117 215V214H116ZM131 215V214H130ZM50 216V215H49ZM60 216H62V215H60ZM84 216V215H83ZM89 216V218H91L90 217V214L88 215ZM87 216V217H88ZM114 216V215H113ZM126 216H128V215H126ZM135 216V215H134ZM4 216H2V218H3ZM42 217V216H41ZM40 217V218H41ZM46 217V216H45ZM44 217V218H45ZM50 217H52V216H50ZM54 217V216H53ZM76 218H77V215L75 216ZM82 217V216H81ZM121 217V216H120ZM132 217V216H131ZM136 217V216H135ZM15 218V217H14ZM34 218V217H33ZM33 218H32V220H33ZM67 218V217H66ZM73 218H74V215H73ZM79 218V217H78ZM77 218V219H78ZM84 218H85V216H84ZM99 218V217H98ZM114 218V217H113ZM126 218H129V217H126ZM192 218H194V219H197L196 220V222H197V224L199 225V227H200V230H201V232L200 231H198L197 230V228L195 227V225H194V223H192ZM0 219H1V217H0ZM18 219V218H17ZM46 219H48V218H46ZM70 219V218H69ZM94 219V218H93ZM101 219V218H100ZM99 219V220H100ZM104 219V218H103ZM149 219V218H148ZM152 219V218H151ZM16 220V219H15ZM21 220V219H20ZM38 220V219H37ZM45 220V219H44ZM53 220V219H52ZM66 220V219H65ZM72 220H74V219H72ZM83 220V222H84V220L85 219H82ZM116 220V219H115ZM123 220V219H122ZM135 219L133 218L132 219V221H134ZM163 220V219H162ZM2 221V220H1ZM31 221V220H30ZM34 221V220H33ZM57 222H58V220H56ZM60 221V220H59ZM71 221V220H70ZM78 221H79V219H78ZM92 221V220H91ZM94 221V220H93ZM121 221V220H120ZM125 221V220H124ZM154 221V220H153ZM161 221V220H160ZM13 222H15L16 223V221H13ZM23 222V221H22ZM35 222V221H34ZM46 222V221H45ZM44 222V223H45ZM82 222V221H81ZM102 222V221H101ZM109 222H110V220H109ZM108 222V223H109ZM123 222V221H122ZM158 222V221H157ZM18 223V222H17ZM17 223H16V225H17ZM41 223V222H40ZM49 223V222H48ZM61 223V222H60ZM79 223V222H78ZM84 223H86V222H84ZM88 223H89V220H88ZM119 223V222H118ZM126 223V222H125ZM124 223V224H125ZM151 223H152V221H151ZM166 223V222H165ZM164 223V224H165ZM244 224L245 226H246V231H244L243 229V234L245 235L244 236V239L246 240V242H245V240L243 239V238H240V236H236V230L235 229H237V227H236V224ZM14 224V223H13ZM65 224V223H64ZM156 224V223H155ZM158 224V223H157ZM167 224V223H166ZM197 224H196V226H197ZM10 225V224H9ZM11 225H12V223H11ZM29 225V224H28ZM27 225V226H28ZM34 225V224H33ZM37 225H38V223H37ZM48 225V228H49V224H47ZM75 225H77L76 224V222H75ZM81 225V224H80ZM97 225H98V223H97ZM97 225H95V226H97ZM162 225V224H161ZM168 225V224H167ZM166 225V226H167ZM42 226V225H41ZM53 226V225H52ZM66 228H67V226L66 225H64ZM91 226V225H90ZM93 226H94V224H93ZM94 226V227H95ZM111 226H113V225H111ZM117 226V225H116ZM127 226L129 227V228H131L132 229V224L130 223V222H127ZM245 226H244V228H245ZM1 227V226H0ZM3 227V226H2ZM6 227H7V225H6ZM18 227H19V225H18ZM22 227V226H21ZM26 227V226H25ZM24 227V228H25ZM44 227V226H43ZM68 227H70V226H68ZM80 227V226H79ZM78 227V228H79ZM83 227H86L85 225L83 226ZM89 226L87 225V227L86 228H88ZM92 227V226H91ZM102 227H104L103 225H102ZM115 227V226H114ZM123 227V226H122ZM121 227V228H122ZM198 227V226H197ZM26 228H28V227H26ZM33 228V227H32ZM38 228V227H37ZM60 228V227H59ZM116 228V227H115ZM2 229V228H1ZM45 229V228H44ZM43 229V230H44ZM47 229V228H46ZM51 228H49V230H50ZM57 229H58V227H57ZM93 229V228H92ZM98 229H100V228H98ZM111 229V228H110ZM109 229V230H110ZM125 229H127V228H125ZM162 229V228H161ZM164 229V228H163ZM3 230V229H2ZM16 230V229H15ZM37 230H39V229H37ZM40 230H42V229H40ZM60 230V229H59ZM112 230H114V229H112ZM119 230H120V228H119ZM165 230L166 229H164V232H165ZM10 231V230H9ZM11 231H13V229L11 230ZM19 231H20V229H19ZM45 231V230H44ZM52 231V230H51ZM63 231V230H62ZM67 231V230H66ZM94 231V230H93ZM115 231V230H114ZM114 231H112V232H114ZM121 231L122 230H120V232H118V234L119 233H121ZM130 231V230H129ZM168 231V230H167ZM238 231H239V229H238ZM29 232V231H28ZM60 232V231H59ZM75 232V231H74ZM124 232V231H123ZM125 232H127V231H125ZM4 233H6V232H4ZM18 233V232H17ZM16 233V235H18ZM32 233V232H31ZM40 233V232H39ZM62 233V232H61ZM60 233V234H61ZM66 233V232H65ZM64 233V234H65ZM69 233V232H68ZM242 233V232H241ZM25 234V233H24ZM28 234V233H27ZM38 234V233H37ZM36 234V235H37ZM41 234H42V232H41ZM63 234V235H64ZM76 234V233H75ZM80 234V233H79ZM85 234V233H84ZM93 234V233H92ZM96 234V233H95ZM94 234V235H95ZM100 234H103V233H100ZM110 234V233H109ZM124 234V233H123ZM127 234V233H126ZM166 234V233H165ZM239 234H240V231H239ZM3 235V234H2ZM7 235H8V233H7ZM15 235V236H16ZM20 235V234H19ZM72 235V234H71ZM76 235H78V234H76ZM81 235H83V233L81 234ZM80 235V236H81ZM106 235H107V233H106ZM116 235V234H115ZM129 235H130V233H129ZM23 236V235H22ZM40 237H41V235H39ZM56 236V235H55ZM55 236H53L54 238H55ZM60 236V235H59ZM99 236V235H98ZM102 236V235H101ZM101 236H99V239H100V237ZM104 236V235H103ZM108 236H110V235H108ZM133 236V235H132ZM243 236V235H242ZM7 237V236H6ZM30 237H31V235H30ZM72 237V236H71ZM79 237V236H78ZM97 237V236H96ZM95 237V238H96ZM113 237V236H112ZM124 237V236H123ZM130 237V236H129ZM15 238V237H14ZM22 238H24V237H22ZM37 238V237H36ZM56 238H59V237H56ZM64 238V237H63ZM66 238V237H65ZM74 238V237H73ZM84 238V237H83ZM116 238V237H115ZM115 238H113V239H115ZM125 238H126V236H125ZM2 239V238H1ZM1 239H0V241H1ZM35 239V238H34ZM50 239H51V237H50ZM72 239V238H71ZM78 239V238H77ZM81 239H82V237H81ZM98 239V240H99ZM102 239V238H101ZM107 239V238H106ZM113 239H111V240H113ZM119 239V238H118ZM127 239H129V238H127ZM241 239H243L242 241H241ZM2 240H4V239H2ZM36 240V239H35ZM44 240V239H43ZM60 240H62V239H60ZM70 240V239H69ZM69 240H68V242H69ZM74 240H75V238H74ZM84 240V239H83ZM116 240V239H115ZM129 240H131V238L129 239ZM7 241V240H6ZM39 241V240H38ZM41 241V240H40ZM66 241V240H65ZM71 241V240H70ZM86 241V240H85ZM106 241V240H105ZM109 241V240H108ZM122 241V240H121ZM139 241V240H138ZM244 241V242H243ZM5 241H3V243H4ZM34 242V241H33ZM37 242V241H36ZM35 242V243H36ZM44 242H46V241H44ZM50 242V241H49ZM59 242V241H58ZM73 242V241H72ZM71 242V243H72ZM78 242H80V241H78ZM82 242V241H81ZM80 242V243H81ZM87 242V241H86ZM92 242V241H91ZM94 242V241H93ZM103 242V241H102ZM101 242V243H102ZM111 242V241H110ZM112 242H114V241H112ZM119 242V241H118ZM2 243V242H1ZM11 243V242H10ZM34 243V244H35ZM46 243H48V242H46ZM64 243V242H63ZM63 243H61L62 244V246H64L65 244H63ZM74 243V242H73ZM76 244H77V242H75ZM79 243V244H80ZM84 243V242H83ZM97 243V242H96ZM98 243H100L99 241H98ZM109 243V242H108ZM116 243V242H115ZM131 243V242H130ZM134 243V242H133ZM140 243V242H139ZM12 244V243H11ZM52 244V243H51ZM55 243H53V245H54ZM58 244V243H57ZM60 244V245H61ZM78 244V245H79ZM85 244V243H84ZM94 244V243H93ZM102 244H104V243H102ZM107 244V243H106ZM112 244V243H111ZM110 244V245H111ZM117 244V243H116ZM119 244V243H118ZM126 244H127V241H126ZM132 244V243H131ZM6 245H8V243L6 244ZM10 245V244H9ZM21 245V244H20ZM43 245V244H42ZM59 245V246H60ZM91 245H92V243H91ZM109 245V246H110ZM125 245V244H124ZM134 245H136V243L134 244ZM133 245V246H134ZM140 245V244H139ZM139 245H137V247L139 246ZM141 245H142V243H141ZM24 246H26V245H24ZM40 246V245H39ZM45 246V245H44ZM68 246V245H67ZM66 246V247H67ZM72 246V245H71ZM71 246H69V247H71ZM75 245H73V247H74ZM79 246H81V245H79ZM85 246V245H84ZM90 246V245H89ZM108 246V245H107ZM106 246V247H107ZM115 246V245H114ZM122 246V245H121ZM3 247V246H2ZM9 247V246H8ZM11 247H12V245H11ZM13 247H14V244H13ZM15 247H17V246H15ZM27 247V246H26ZM75 247H78V246H75ZM91 247V246H90ZM112 247V246H111ZM118 247V249L120 248L119 246H116L115 248H117ZM132 247V246H131ZM143 247H144V245H143ZM10 248V247H9ZM42 248V247H41ZM51 248H53V246L51 247ZM57 248V247H56ZM68 248V247H67ZM84 248H86V247H84ZM110 248V247H109ZM125 248V247H124ZM139 248H142V247H139ZM144 248H146V247H144ZM148 248H149V246H148ZM19 249V248H18ZM37 249V248H36ZM58 249V248H57ZM60 249V248H59ZM69 249V248H68ZM86 249H88V247L86 248ZM99 249H100V247H99ZM111 249V248H110ZM118 249H117V251H118ZM127 249V248H126ZM131 249V248H130ZM132 249H133V247H132ZM135 249V248H134ZM28 250H30V249H28ZM43 250V249H42ZM41 250V251H42ZM46 250V249H45ZM53 250V249H52ZM73 250V249H72ZM75 250V249H74ZM90 250V249H89ZM92 250V249H91ZM120 250V249H119ZM128 250V249H127ZM144 250V249H143ZM142 250V251H143ZM8 251V250H7ZM15 251V250H14ZM38 251H39V249H38ZM47 251H48V249H47ZM50 251V250H49ZM56 251V250H55ZM54 251V252H55ZM63 251V250H62ZM65 251V250H64ZM80 251H82V250H80ZM87 251V250H86ZM104 251V250H103ZM106 251V250H105ZM104 251V252H105ZM114 251V250H113ZM136 251V250H135ZM28 252H30V251H28ZM51 252V251H50ZM76 252V251H75ZM101 253H102V251H100ZM107 252V251H106ZM112 252V251H111ZM119 252V251H118ZM130 252V251H129ZM127 253V254H131V253ZM14 253V252H13ZM26 253V252H25ZM56 253V252H55ZM59 253V252H58ZM58 253H56V254H58ZM61 253V252H60ZM64 253V252H63ZM65 253H66V251H65ZM69 253L70 252H68V255H69ZM73 253V252H72ZM80 253V252H79ZM88 253V252H87ZM94 253H95V250H94ZM93 253V254H94ZM144 253V252H143ZM42 254V253H41ZM51 254V253H50ZM74 254H76V253H74ZM98 254H99V252H98ZM97 254V255H98ZM115 254V253H114ZM120 254V253H119ZM133 254V253H132ZM131 254V255H132ZM147 254V253H146ZM149 254V253H148ZM151 254V253H150ZM150 254H149V256H150ZM8 255V254H7ZM10 255V254H9ZM53 255V254H52ZM76 255H79V254H76ZM82 255V254H81ZM86 254H84V255H82V256H85ZM100 255V254H99ZM104 255V254H103ZM123 255V254H122ZM126 255V253L124 252V256ZM136 255V254H135ZM80 256V255H79ZM88 256V255H87ZM92 256V255H91ZM90 256V257H91ZM121 256V255H120ZM123 256V257H124ZM133 256V255H132ZM131 256V257H132ZM144 256V255H143ZM142 256V257H143ZM148 256V255H147ZM8 257H10V256H8ZM24 257H26V256H24ZM33 257V256H32ZM48 257V256H47ZM46 257V258H47ZM70 257V256H69ZM104 257V256H103ZM5 258V257H4ZM14 258V257H13ZM54 258V257H53ZM92 258V257H91ZM94 258V257H93ZM101 258V257H100ZM125 258V257H124ZM134 258V257H133ZM138 258V257H137ZM136 258V259H137ZM141 258V257H140ZM151 258V257H150ZM10 259H11V257H10ZM35 259V258H34ZM44 259V258H43ZM59 259V258H58ZM96 259V258H95ZM103 259V258H102ZM107 259V258H106ZM108 259H109V257H108ZM126 259H127V257H126ZM144 259H146V258H144ZM29 260V259H28ZM27 260V261H28ZM125 260V259H124ZM131 261H132V259H130ZM143 260V259H142ZM152 260V259H151ZM12 261V260H11ZM26 261V262H27ZM34 261V260H33ZM37 261V260H36ZM65 261V260H64ZM68 261V260H67ZM73 261V260H72ZM77 261H79V260H77ZM103 261V260H102ZM105 261V260H104ZM4 262H6V261H4ZM81 262V261H80ZM79 262V263H80ZM95 262H98V261H95ZM107 262V261H106ZM116 262V261H115ZM138 262H139V260H138ZM137 262V263H138ZM140 262H142V261H140ZM153 262V261H152ZM47 263V262H46ZM48 263H49V261H48ZM55 263V262H54ZM77 263V262H76ZM82 263H83V259H82ZM81 263V264H82ZM94 263V262H93ZM98 263H100V262H98ZM108 263H111L109 260H108ZM107 263V264H108ZM133 263V262H132ZM148 263H150V262H148ZM25 264V263H24ZM50 264V263H49ZM72 264V263H71ZM92 264V263H91ZM101 264V263H100ZM104 264V263H103ZM106 264V263H105ZM112 264H114V263H112ZM121 264V263H120ZM129 264V263H128ZM143 264V263H142ZM153 264V263H152Z\"/></svg>",
  "mask_w": 264,
  "mask_h": 264
}]
</instances>
